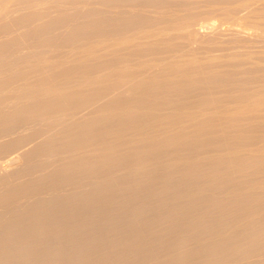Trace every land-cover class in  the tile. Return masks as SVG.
<instances>
[{"label":"rangeland","instance_id":"rangeland-1","mask_svg":"<svg viewBox=\"0 0 264 264\" xmlns=\"http://www.w3.org/2000/svg\"><path fill=\"white\" fill-rule=\"evenodd\" d=\"M24 1H26V3L28 2L27 3L28 6L26 5V3H24ZM45 1L46 0H44V1L43 0H11V1L10 0H4V1L2 0V1H0V33H1L0 38L3 39V40L0 39V64H1L0 65V110L2 108V110L0 111V136H1L0 137V143H1L0 144V193L1 192L4 193V192H6V190L7 191L10 190L13 194H15L14 190H16L17 188L12 187V186H15L14 184H16V183H17V185L22 184L21 186H23L26 189L25 190V189L21 188V186H19L20 187L19 188L16 185L19 189V190H17V192L18 191L20 192L23 190H25L27 192V190L29 191L30 189H32V187L38 186L39 183H40V185L41 184L43 185V183H41V181H43V182L46 181L44 184V187L40 186L41 188L38 190L36 189V191L34 190L35 192L32 190V193L28 194L29 192H31V190L27 193L24 191L26 193V196L25 197L21 196L22 199L19 197L18 198L19 200L17 198H15L16 196L14 197V195L12 193L6 192L5 195L1 193L0 194V203H1V200L3 201V198H4L5 199L4 201H6L5 203L7 204V207H6V204L4 205V203L2 202L3 203L2 205H4L5 207L3 206L1 208V204H0V208H1L0 214L5 213V209L9 212L10 211L14 212L17 209H20L22 206H24V204L28 203V201L32 200L33 198L34 199L39 198L37 201L42 200L41 202L39 201V203L44 202L43 199L45 198L44 200H46V197H47V200H48V198L51 200L52 198H54L56 196H60L61 194L64 195L66 193L65 191H67V190L71 191L72 188H73V190L75 189V190H78L80 192H83V194H84V192L88 193L90 187L84 186L86 184V182L84 183V181H83L84 184L82 185V182L80 180H82V179L84 180V178L86 177L87 181H89V183L87 182V186L88 185L91 186L94 182L97 184V181H92V180L95 177L94 175L97 174V172H100L99 170H103L102 166L100 168V165L106 166V164H107V167H108V163L105 162V160H108L106 158L108 156L110 161L108 160L107 162H109L110 165H109V169L107 167L106 168L108 170H111L110 172H112V173L110 174V172L108 171L109 175L106 173V176H108L107 177L108 179L106 178V176L104 178L103 177L104 173L107 172L106 171L107 169L105 168L104 173H101V175H99L100 173L97 174L99 176L98 182L103 184V187H101L102 185L99 184L101 188L107 187L106 185H108V183H105L106 184L105 185L106 187H105L104 182L103 183L100 182V181H105L106 179H107L106 180L107 182L109 180V184H110V185H108L109 187L114 186V187L110 188V189L115 190L114 193H113L114 190L110 191L109 188L107 187L108 191L112 192L110 194H112L114 196V197H110V198H113V201L110 200L113 203V205L109 202L110 204H108V206L112 205L114 207V208L113 207L111 208V206H110V208H111L110 210L115 209V211H113L114 213L112 212V214H111L110 210L108 212H110V214L113 215V217L111 216L112 217L111 219H113V218L117 219L120 217L118 219L119 221L116 220L117 224L114 223V225H118V223H122V222H120L121 218H122V221L123 220L125 221V219L126 220L129 219V216L126 215V214H129V212L125 213V211H127V209H128L127 208L125 210V207H127L128 205H126L125 200H123V199H125V196L128 193V191H131V193L133 191V194L138 193L137 195L139 196L140 194L143 195L144 191L146 192L147 190L151 189V188H149L150 185L157 184V185H155V186H158L157 192H158V190H159V192H161L160 189H162L164 192H166V193H164L162 191V193H164L163 199L166 200L167 197L168 198L170 197L169 195H167V193H169V189L164 188V187H166L165 183H167V181H163L165 179V177L163 178L162 176H166L167 174H169V173H167L169 170L171 172L174 171L175 173L177 170L175 171L172 168L178 169V171H180V173L184 170H188V173H186V174H188L187 175L188 177H192V176L196 177L195 175L200 176V171L204 169V172L203 173L201 172V173L205 176V177L203 176L204 179L202 178L203 181L206 178L208 179V180L207 179L205 180V183L207 182L208 184H210V183L212 184V183H214V181L220 180L219 178H221V180L225 179V181L228 180L227 183L225 182L227 184L226 186H224L225 188H219L220 191L217 189L218 191H215L212 194L210 193L214 198H209V201L206 199L199 198V199H201L200 201L202 203L203 202H205V203L206 202H208V203L212 202L211 203L212 204L211 209L209 211H208V209H207V211H203L199 216H196V218L194 217L195 219H193V220H191L192 217L191 218L189 217L190 219L187 218L188 223L184 222V220L187 221L185 217H183V216L181 217V215H180L178 217L180 220H178L176 217V219H175L176 223L174 222V224H180L181 220L183 221L182 223H184V224L185 223L189 224V222H190V225H191V221L194 222V223H192V227L186 224L187 228L185 230H189V232L186 231L187 233H184V234H183V232L185 231L184 229L183 230L182 229L176 230V229L180 228L179 226H181V225H178V226L175 225L176 228L174 227V230H175L174 231L173 227H172L173 225L170 226L168 223V225L165 226L167 223L165 224L164 221L159 222V223L154 222L151 224L150 227L152 228V230L156 228V230H160L162 233V230L160 229V227H162L163 224H165V225H163V228H162L164 231L167 230V229H164V227L168 228L170 226V229L168 228L167 231L169 233H171L172 231L170 232L169 230L172 229L174 232H172L170 234L169 238L172 237V239H173V237L175 235L172 244L177 245L175 247H177V248L180 247L179 249H182V246L178 247V244H176V243L180 242L179 244H182L183 246L185 245L183 247V249L187 250V249H190L189 247L196 249L194 244L196 243L195 245H198L197 244L198 242H199V246L202 247V245H200L201 244V234L204 231H202V233L200 231L201 234L199 232H197V235L195 234L198 237L200 236L199 239L197 237L198 241L196 240L197 241L196 242L194 239V238H196V236H191L192 234L194 235V233H195L194 230L196 228V226L193 227V225L196 224L197 226H200L202 224H205V225L209 224V225H212V227H215L216 225L221 226L218 228L221 229V232L224 235H222V233H221V235H218V234H220V233H218L217 234L218 236H217L216 235L217 231H216L215 236L216 237H219V236L222 237V236L227 235L225 238H227L228 241L230 240L231 241L230 243L233 245H231L230 243H226L227 242L226 239H225V241H226L225 243L227 245L225 243H223L222 242L224 240L223 237H222L223 240L221 239V242H220L221 237L219 239L216 238L214 240L213 238H215V236L211 238V236H213L214 234L213 235L208 234L210 237L208 235L205 237L202 236V239L203 238L206 239L205 244H203V246H205L204 248L207 249V250L206 249L205 250L203 249V250L207 252L205 254L208 255L207 257L209 259L206 256H203V257L207 258L206 260H208V261L210 260V263H208V264H211V263L215 264V262H216V264H217V262H218V264H264V235H263L264 234V226H262V223L264 224V218H263L264 217V215H263L264 214V94H263L264 93L263 92L264 91V54H261V53H264V0H161V1H159V0H147V1L146 0H143V1L142 0L141 1L140 0H94V1H92V0H88V1L87 0H83V1L82 0H75V1L74 0H66V2H65V0H47L46 2ZM84 1H85V3H83ZM255 1H256V3H255ZM35 2H39V3H35ZM49 2L51 4H49ZM91 2H93V3H91ZM70 4L71 5L73 4L72 6H73V8L75 6V8L72 9V6ZM3 5H4V7H3ZM124 5L126 6V8H128V7L129 8L126 9ZM139 5H141V6H139ZM147 5H150V6H147ZM40 6H42V7H40ZM46 6L49 8H47ZM45 8H46V10H45ZM94 8L97 9L98 13ZM99 8H102V9L100 10ZM27 9H28V12H26ZM50 9H52V11ZM113 9H114V11H113ZM64 10H66V12H64ZM139 10H140V12H139ZM143 10H145V11H143ZM41 11H42V13H41ZM47 11H49V12H47ZM132 11H134V12H132ZM51 12L52 13L54 12V14H52ZM94 12H96V13L93 14ZM34 13L36 16L34 15ZM38 13H40V14H38ZM29 14L31 15V17H29ZM97 14H99V15H97ZM26 15L28 16V18H26L27 17ZM74 15H75V17H74ZM143 15H145V16H143ZM150 15H151L152 19H150ZM13 16H14V18H13ZM42 16L45 18H43ZM129 16H131V17H129ZM134 16H135V18H133V19L136 21H134L132 19V17H134ZM147 16H149L148 19H147ZM50 17H51V19H50ZM119 18L120 19L122 18V19L120 20ZM125 18L127 20L128 19L129 20L126 21ZM130 18H131V20H130ZM3 19L5 20V22ZM34 19H36V20H34ZM59 19L62 21L60 22ZM258 19H260V20H258ZM261 19H262V21H261ZM26 21H28V22H26ZM49 21L53 22L54 26ZM64 21H65V23H63V24H69L70 23L71 25L70 24L69 25L71 27L69 25H68L69 27H66L67 25L64 26L63 24H61ZM137 21H138V23H137ZM145 21H146V23H145ZM261 22H262V24H261ZM30 23H33V24H30ZM48 23H50L49 28L51 30L48 28V25H47ZM114 23H115V25H114ZM57 24L61 27H59ZM44 25H45V27L47 25V27L45 28ZM132 25H134V26H132ZM52 27H53V29H52ZM36 28H37V30H36ZM54 28H56L57 30ZM44 29L48 30V31L50 30L49 34L46 33V31ZM61 29H63L64 31ZM1 30H2V32H1ZM42 30H44V31H42ZM33 32H35V36H33L34 35ZM42 32H43V34H42ZM30 33L32 34V38H31ZM37 33L43 39H41V37L38 38L39 35L36 36ZM52 33L55 34L56 36L53 35ZM10 35H11V37H10ZM26 35L27 36L29 35L30 37L28 36V38H30V39H28ZM42 35L43 36L46 35V37H43ZM50 35H52L53 40H52ZM61 35H63V37ZM98 36H100V37H98ZM5 37H7V38H5ZM49 39H51V41ZM29 40H31V41L28 42ZM32 40H34V41L32 42ZM35 40L39 41V43L45 42V44L44 45L38 44V43H36L37 41H35ZM125 40L127 43L125 42ZM107 41H109L110 43H108ZM32 43L33 44L36 43V44H34L35 46ZM30 44L34 47H32ZM46 44H48L47 46H49L48 50L46 49L47 48L45 46ZM102 44H103V47L101 46ZM37 45H38V47L35 48ZM51 47H52V49H51ZM67 47H68V49H66ZM85 47H87V49H88L87 51H86ZM70 48H72V49H70ZM36 49H38V50L41 49V50L38 51ZM91 49H93V50H91ZM130 49H131V51H130ZM58 51H59V53H58ZM55 52H57L59 57ZM2 53H3V55H1ZM50 54H53V55H50ZM60 54H62V55H60ZM51 56H53V57H51ZM50 59H51V61H50ZM34 60L38 65L37 64L33 65V63H35ZM41 60H43V61H41ZM162 60H164V61H162ZM239 60H240V62H239ZM3 61H4V64H3ZM159 61H161V62L159 63ZM7 62H10L11 64L7 63ZM43 63H45L46 65ZM49 64H51V65H49ZM48 65L50 67H48ZM58 65H59V67H58ZM18 66H20L21 68ZM34 66H35V68H34ZM46 66H47V68H45ZM99 66H101V68ZM55 67H57V68H55ZM83 67H84V69H83ZM73 68H74V70H73ZM77 68L80 70V72ZM142 68H144V69H142ZM17 69H19V70H17ZM48 69H50V70H48ZM97 69H98V71H97ZM166 70H167V72H166ZM59 71H63L64 75L61 74L62 72H59ZM73 71H74V74H73ZM81 71H83V73ZM5 72H6V75L4 74ZM52 72L54 75L52 74ZM66 72L68 75L66 74ZM152 72H154V73H152ZM37 73L39 75H37ZM70 73H72V74H70ZM78 73H80V74H78ZM59 74H61V75H59ZM48 75H50L49 79H47ZM55 75L57 77H55ZM98 75H99V77H98ZM10 76H12V77H10ZM69 77H71V78H69ZM39 79H40V82H39ZM93 80H95V81H93ZM96 80H97V82H96ZM77 81L79 82V84H77L78 83ZM96 83H98V84H96ZM40 84H42V85H40ZM66 84H67V86H66ZM72 84H74V85L72 86ZM47 86H48V88H47ZM37 89L39 91H37ZM51 90H52V94H51ZM41 91H43L44 93ZM84 91H86V92H84ZM18 92H19V94H18ZM89 92H91V93H89ZM21 93H22V95H21ZM28 93H30V94H28ZM46 93H48V94H46ZM38 95H39V97H38ZM257 95H258V97H257ZM1 96H3V97H1ZM261 96H262V98H261ZM81 97H82V99H81ZM56 99H59V100H56ZM88 99L90 101H88ZM246 99L249 101H246ZM18 100L20 101V103L17 102ZM83 100H85V102ZM81 101H83L84 104ZM26 102H28V103H26ZM73 102L75 103L74 107H76V109H74L73 105H71V103H73ZM9 103H10V105H9ZM56 103H58V104H56ZM64 103H65V105H64ZM80 103H81V105H79ZM53 104H55V105H53ZM28 105H30V106H28ZM50 105H51V107H50ZM62 105H64V106H62ZM88 105L90 107H88ZM225 105H226V107H225ZM228 105H231V106L233 105L232 106L233 108L231 106H228ZM26 106H28V107H26ZM56 106H58V107L56 108ZM106 106H108V107H106ZM33 107H34V109H33ZM61 107H63V108L65 107L66 109L65 108L63 109ZM94 107L96 110L94 109ZM183 107H185L186 111L183 109ZM201 107L203 110H205L204 112H206V114L205 113H201V114L199 113L200 111H203V110H201ZM228 107H230V108H228ZM87 108H89V109H87ZM38 109L41 111V115H39L40 111ZM61 109H62V111H61ZM68 109H70V110H68ZM72 109H73V111H72ZM190 109H193L194 111L196 110V112H194ZM250 109H253V110H250ZM25 110L27 111L26 113H25ZM183 110H184V112H187L188 114L184 113ZM217 110H218V112H217ZM219 110H222L221 113H219ZM226 110H228V111L226 112ZM20 111L24 112V115L25 114L26 115L24 116L23 113L21 114ZM32 111L35 112V115L37 112V115L35 116L34 113H32ZM158 111L159 112L162 111L163 114L161 112H160L161 114H159ZM178 111L182 112L183 114H186V115H184L185 119L182 116L183 114L180 112L179 113L182 114L181 115L182 117L179 119L180 115L178 114ZM190 111H192V112L189 115ZM174 112L175 113L177 112V113L175 114ZM72 113L74 114V116ZM42 114H44V115H42ZM61 114H62V116L64 115L65 117H62ZM202 114H203V116H201ZM221 114L223 115V117ZM38 115H39V117L41 116V119L38 118ZM68 115H71V116H69L70 117L69 119L67 118ZM165 115H167V116L169 115V116L167 117ZM173 115H175L176 117L178 116V117L174 118ZM15 116H18V117H15ZM50 116L52 119L50 118ZM54 116L55 117L59 116V117H57L59 119L56 120V118ZM87 116H89V117H87ZM189 116H192V117L194 116L195 118L194 117L192 118ZM197 116H199V117H197ZM233 116L234 117L236 116V117L234 118ZM5 117H6V119H5ZM36 117L38 118L37 120H36ZM98 117H100V118H98ZM108 117H110L109 118L110 120L108 119ZM157 117H159V118L157 119ZM219 117H220V119H219ZM249 117H251L252 119ZM3 118H4V120H3ZM53 118H55L56 123L53 120ZM60 118H62V119H60ZM178 119L180 121H181V119H182V121L183 120L184 121L183 122L181 121L182 122L181 123ZM60 120L61 121L63 120L62 123ZM64 120L65 121L67 120L66 122L68 123V125H66L67 123ZM176 120L178 122H180L181 124H183L182 125L183 127L180 125L178 126L179 123L176 125V123H177ZM36 121H38V122H36ZM81 121H82V123H81ZM216 121H217V123H215ZM230 121H232V122H230ZM64 122L66 124H64ZM173 122H176L175 125L172 124ZM208 122H210V123H208ZM224 122H225V124H224ZM59 123H61V124H59ZM71 123H73V124H71ZM83 123L84 124L86 123V124L84 125ZM90 123L92 125L95 124V126H92V127L97 128V130H95L96 132L94 131V133L97 135H92L94 128L91 127ZM6 124H8V125H6ZM81 124L84 126H82ZM88 124H89L88 127H90V128L86 129L85 126H87ZM97 125H98V127H97ZM40 126H41V129H40ZM69 126H70V129L74 126L76 128V126H77V129H79V130H77V129L76 130L79 132V134H77V135H75L74 133L72 134L73 129H71V131H70L68 129ZM107 126L110 127L109 128L110 131L107 128ZM52 127H54L55 129ZM83 127H85V128H83ZM128 127H129V129H128ZM37 128H39V130H37ZM64 128L67 130H64ZM80 128H81V130H83V129H85V131L87 130L86 132H88V130L91 131V128H92V132H90L92 134L89 133L91 136L89 137L88 136L89 134L86 132H83V135H82V133L80 132ZM105 128L107 129V132H103V133L104 134L106 133V135H105L106 138L103 139L104 134L100 133V131H106ZM135 128L136 129L138 128L137 130L139 131V133H137L138 131L135 130ZM220 128L221 129L223 128V129L221 130ZM22 129H23V131H22ZM111 129H112V131H111ZM19 130H21V131H19ZM58 130L59 131L64 130L61 132V137L62 136L65 137V138H63V140L64 139L70 140L69 147L70 146L72 147V144H73V147H72L73 150L70 149L72 152L74 150L77 151V148L81 147L82 148L81 150H83L84 152L88 151L87 153L86 152L85 153H86V155L90 154V156L87 155V156H84V158L81 157V159H82L81 160L79 157L81 155L78 154V153H81V154L84 153L83 151H82L83 153L78 152L81 150H78L77 151L78 153L75 152V154H78V157H79L78 160L75 159V158H77V157H75L76 156L75 154L73 156L75 158L69 156V155H72V152L69 149H67L68 142L66 143L64 141L66 143V145H63L65 143L61 139L57 138L58 136H56V135L60 134V132H57ZM76 130L74 129L75 132H76ZM67 131L69 132V135H72L73 137L74 136L77 137L75 139V141H74L75 137L74 138L72 136L69 137V135H67V137L65 136L68 133ZM140 131H142L141 134H140ZM20 132L22 135L20 134ZM41 132L43 133V135ZM78 132H76V133H78ZM115 132H116V134H115ZM80 133L82 136L80 135ZM84 133H85V136H87V137L84 136ZM129 133L132 134L133 136L130 137ZM45 134H47V136L44 137ZM86 134H88V135H86ZM54 135L56 136L55 138H54ZM107 135L109 136V138ZM83 136L85 138L89 137L90 139H93V137H94V139L92 140V143H91L92 146H90V145L89 146L91 147V149H92V147H93V149H95V147L100 145L101 148L99 147L100 149L95 150V153L97 151L98 155L93 153V152H92V154H93L92 155L89 152V151H91L90 147H88V148H87V146L85 147L86 144L88 145L87 142H89V141L91 142V140H88L87 142H86V140H84L83 142L86 144L81 143L80 145H78L80 142H82V139H84ZM98 136H102L103 138L98 137ZM126 136H128V137H126ZM51 137H53L52 140H50V141L48 140V141L49 142L53 141V142H52V144H49L47 139L48 138L51 139ZM79 137L80 138L83 137L80 142H79V140H80ZM45 138H47V139H45ZM59 140H61V141H59ZM98 140H99V142H98ZM71 141L77 142V144L73 143ZM128 141L130 142L131 145L129 144ZM61 142H62V145H60ZM90 142H89V144H90ZM147 143H148V146H150V147H148L146 145V147L148 148V151L152 147L154 153L151 152L152 149L150 150L151 153L150 152L147 153V152H145V150L147 149L146 147L145 148L143 147L145 150L143 148H141L143 145H145ZM225 143H227V144H225ZM58 144H59V146H62V147H59ZM94 144L95 145L99 144V145L95 146ZM122 144H124V145H122ZM27 145H29V146H27ZM134 145H137V146L142 145L139 148L144 150L145 156L149 158V163H147V161H146L148 158L145 157L146 160L143 159L144 154L140 155V153H144V152L140 150V153H139V151L137 150V146H134ZM224 145L225 146L227 145L226 148ZM63 146H66L65 151L66 152L70 151L71 154L68 153L69 155L66 156L67 153L65 154ZM117 146H118V148H117ZM93 149H92V151H94ZM25 150L26 151L28 150V152H26ZM98 150L101 152L99 153ZM222 150L225 151V153ZM8 152H9V154H8ZM135 152H137V154L139 153L138 155H140L141 157L143 156L141 158V160H140V158L137 159L138 155H137V157H135L136 159L134 158V155L133 156L131 155L132 153L136 154ZM146 153L148 154V156L146 155ZM155 153H156V156H155L156 159L153 156V154L155 155ZM168 153H170V154H168ZM103 154H106L107 156L103 155ZM31 155H33V156L31 157ZM91 155L94 156L95 160L96 159H98L97 161L100 160V163H97V161H96L97 165L100 164L99 165L100 169L96 170V169H98L96 167V169H94V173H93L94 175H91L90 173H92L93 171L92 172L90 171V173H89L90 177H89V175H87L88 173H86V175L84 173V175L81 174L82 179H80V173H79V175L78 174L76 175V177L77 176H79V177L75 178V180H73V181H69V179L67 181L62 180V181H66L67 184H65V182L64 183L62 182L65 186L63 185L62 187H60V190H63V191H60L59 186L62 185V183L60 181V185L56 188L57 189V191H56V189L53 187L55 182L53 181L52 178H50L51 176H53V175H51L52 173H45V171L47 170L49 172L50 170H54L53 171V174H54L57 171L55 168V166L57 164L61 165L63 162L65 165L66 162L71 163L72 159H73V162H74V160L77 162L79 160H81L80 161V163H81L82 161L84 162V160L87 159V157H91ZM159 155H161L160 156L161 158L160 157L158 158ZM101 156H104L105 159H104V157L102 158ZM110 156L113 159V161L111 160ZM126 156H130V159L125 158ZM64 157L67 160H64ZM100 157H101V159H99ZM132 157L134 158L133 159L134 161L133 160L131 161ZM16 158L18 160H16ZM22 159H23V161H22ZM88 159L92 160V158H88ZM125 159L127 162H125ZM128 159L131 162V164L128 161ZM91 160H89V161L91 162ZM138 160H140V161L143 160L144 163L146 162V166L144 164H141V163H143V161L140 163V162H137ZM169 160H171V161H169ZM103 161L105 162L104 164H103ZM30 162L32 163L33 166H31ZM77 162H75V163H77ZM93 162H91V163H93ZM128 162H129V165H128ZM34 163H35L36 167H35ZM54 163H55V165H54ZM67 163H66V165H67ZM122 163L127 164L129 167L124 165V164L122 165ZM161 163H163V164H161ZM191 163H192V165H191ZM197 163L198 164L200 163L199 166ZM71 164H73V163H71ZM71 164H68V165H71ZM78 164H79V162H78ZM115 164H116V166H114ZM225 164H226V166H225ZM40 165L42 166V168H40V169L37 168V166L40 167ZM68 165H67V167L65 166V168L62 166L64 169H61L62 167L58 166V165L56 167H59L61 169V171H64L65 169L67 170ZM92 165H95V164L93 163ZM111 165H112V168H110ZM4 166H5V168H4ZM52 166H54V167L52 168ZM157 166L160 169L163 168V170H164V172L161 171L162 173H159L160 172L159 168L157 170V172L160 175L163 174V175H161V178H163V179L158 177L159 174H157L156 172H153L156 168L153 171L152 170L151 171H152V173H154V175L157 174V177L160 179H156V176L154 178L152 173H150V170H149V172H147L149 167H150L149 169H152V168L157 167ZM185 166L186 167L190 166V167L186 168ZM121 167H123V168H121ZM141 167H143V168H141ZM145 167H147V170H144V169H146ZM164 167L168 168V169H164ZM198 167H200L201 169ZM59 168H58V170H59ZM77 168L80 169L79 167H77ZM128 168L130 170L132 168L130 173H129ZM210 168H212V169L214 168L215 170L214 169L212 170ZM217 168H220V169H217ZM85 169H87V168H85ZM127 169H128V172H127L128 174H126ZM77 170H75V171H77ZM10 171H12V172H10ZM38 171H39V173H38ZM20 172H21V174H20ZM26 172H28V173H26ZM78 172H79V170H78ZM101 172H103V171H101ZM144 172H147V173H144ZM219 172H221V173H219ZM18 173L20 176L19 175L17 176ZM40 173H42V175L46 174L47 176H45V177L47 179H49V181H47L44 176H42V178L43 179L45 178V180H43L40 176L41 180L38 179V180H40V181H38L36 178H37V176L39 178ZM183 173L185 174V172H183ZM183 173H181V174H183ZM229 173H230V175H229ZM72 174H73V172H72ZM125 174L127 175L126 178H129V180L131 181L130 183L127 182V184H126V181H128V179H126V181L124 183H123V181L121 182L122 179H125L124 178ZM216 174H218V175H216ZM235 174H236V176H235ZM21 175H23L24 177ZM49 175H50V177L48 178ZM115 175H116V177H115ZM121 175H123V176L120 177ZM30 176L32 177V179L35 177L32 182H34V184H35V182L38 181L37 182L38 184L37 183H36V185L32 184L31 183L32 179L30 178ZM91 176H94L93 179L91 178ZM147 176L148 177L151 176V177L148 178ZM170 176H172V175H170ZM12 177H13V179H12ZM18 177H19V180H18ZM25 177H27V178H25ZM109 177H111V178H109ZM166 177H168V176H166ZM236 177L237 178L239 177V178L235 179ZM241 177H242V181H241ZM261 177H262L263 181H262ZM10 178L12 179V181ZM16 178H17V180H16ZM86 178H85V180H86ZM88 178H90L92 180H90V179L88 180ZM24 179H27V180H24ZM50 179H52V180H50ZM29 180H30V182H29ZM35 180H37V181H35ZM76 180H79L81 183H79V181L76 182ZM160 180L163 181L164 183L160 182ZM230 180H236V181H238V182L240 181L242 183L237 182L239 184L238 185L237 183L234 184V182H236V181H231L233 184L232 183L229 184ZM9 181H11V182H9ZM110 181H111V183H110ZM47 182H48V184L46 185ZM68 182H70L71 186L68 185ZM90 182H93V183L90 184ZM119 182L121 184H119V186L116 185ZM254 182H255V184H254ZM23 183H24V185H23ZM49 183L53 184V185H51L52 190L46 189L47 186L49 185ZM95 183H94V187H92L93 185L91 186L93 189L98 188L97 187L98 184L96 185ZM128 183L130 184V186L134 185V186H132V190H128V188L130 187V186L128 187ZM26 184L28 186H30V189L29 188L27 189L28 186ZM75 184H76V186H78V187H76L77 189L74 188ZM78 184L84 186L85 189L83 187H79L80 185H78ZM162 184H165V186L163 187ZM219 184H221V183H219ZM258 184H260V185H258ZM73 185H74V187H73ZM95 185H96V187H95ZM125 185H127L128 188ZM230 185H232L233 187L235 186L234 188L231 187L232 188L231 191H230V189H228V188H230L229 187ZM257 185L259 187H257ZM120 186L123 188H121ZM155 186H153L152 188H154ZM217 186L223 187V185L222 186L217 185ZM253 187H255L256 189L254 188V190H253L252 189ZM11 188H13L14 190L12 189L13 190L12 191ZM42 188H44L45 190ZM61 188H63V189H61ZM87 188H88V192L84 191ZM92 188H91V190H92ZM146 188H147V190H146ZM235 188H237L236 191H235ZM53 189H55V190H53ZM118 189L120 191H124V192H120ZM129 189H131V188H129ZM155 189H156V187H155ZM73 190L71 191L72 193L70 191H68V192L71 193L72 195H74L73 192H76V191H73ZM101 190H105V189H101ZM261 190L263 193L261 192ZM52 191L54 193L56 192L57 195L56 194L52 195V193H51ZM105 191L107 192V189ZM125 191H127L126 194H125ZM252 191L254 194L252 193ZM256 191L258 193H256ZM227 192H229L230 195H233L235 193L236 194L233 195V197H230ZM42 193H43V195H42ZM46 193H47V195H46ZM58 193L59 194L61 193V194L59 195ZM69 193L68 194L66 193V195H70ZM131 193L130 194L128 193L127 195H131ZM153 193L156 196H158L156 194V192H153ZM170 193H172V191ZM201 193H204V191ZM8 194L9 195L12 194L13 197L11 195V198H10V196ZM50 194L54 197H52ZM241 194L242 195L248 194V196H250L249 198H247V195H245V196H246V200L247 199H249V200L246 201L244 198L242 200L243 202H241L239 200V199H241L240 198L242 196ZM260 194H262V195H260ZM115 195H116V197H115ZM160 195H161V197H163L162 194H160ZM251 195H252V197H251ZM257 195H260V196H257ZM7 196H9V197H7ZM70 196H68V197H70ZM165 196H166V198H165ZM253 196H255L256 199ZM26 197H27V199H26ZM13 198H14V200H13ZM250 198H251V200H250ZM10 199H12V200H10ZM163 199H161V200H163ZM236 199L239 200V203H238L239 205H240V202L243 203V204H241L242 206L241 205L239 206L237 204V201H236V203L235 202L233 203V201H235ZM167 200H166V203H168ZM13 201H14V203L16 202L17 204H14ZM20 201H22V202H20ZM119 201L120 202L122 201V202L120 203ZM48 202H49V200H48ZM118 202H119V204H118ZM163 202H164V200L161 201L160 203L162 204ZM229 202L231 204H229ZM9 203H11V204H9ZM22 203H23V205H22ZM44 203H46V202H44ZM44 203L39 204V205H43ZM70 203H71V201L69 202V204ZM160 203L158 205L159 207L161 206ZM244 203H245V205H244ZM36 204H38V203H36ZM236 204L238 205V207ZM45 205H47V204H44L43 206H45ZM154 206L156 208L158 207L156 205H154ZM184 206L186 207V204ZM184 206H180V208L188 209L192 205L191 206L187 205L186 208H184ZM46 207H47V210H49V211H52V209H53V207H51L50 204H49V206H46ZM156 208H155V210L154 209L153 210L156 211ZM249 208L250 209L253 208V209H251L252 213L249 210ZM214 209L216 211L219 210L218 212L221 211V213H222L219 215L220 216V219H218L219 221L216 220V221H218L219 224H215V221H213V218L208 219V217H207L209 215V212L213 211ZM1 210L4 212H2ZM41 210L43 211V213L46 211L45 209L44 210L41 209ZM42 211H41V213H39V215L42 214ZM79 211L80 210H78V212ZM190 211H192L191 208H190ZM46 212H47V213H45L46 216L49 215L48 211H46ZM81 212L83 214H81ZM232 212H233V214H232ZM76 213H77V211H74L72 217H74L76 215ZM103 213H104V211H103ZM106 213H107V211L104 214L109 216V214L108 213L106 214ZM191 213L192 212H189L188 214L191 216ZM80 214H81V216L79 214H78V216L76 215L78 217V218H76V221L78 220L77 222H79L78 224H80L82 222L80 219L84 217L85 212L80 211ZM122 214H123V216H122ZM147 214H149V213H147ZM147 214L144 213V215H146V216H147ZM259 214H261V215L259 216ZM108 216H106V218ZM115 216H117V217H115ZM153 216H155V215H153V214L149 215L147 219H149V217H153ZM221 216H222V219H221ZM85 217H86V215H85ZM62 218H64V217H62ZM262 218H263V220H262ZM111 221H114V220H111ZM83 222H84V220H83ZM212 222H214V224ZM197 223H199V224H197ZM247 223L251 224V226L247 225ZM130 224H133V222H131ZM130 224H129V226H130ZM184 224H182L183 227H184ZM244 224L246 225L245 230H247V231L251 230V232L253 231V229L255 230L253 233L248 232L249 234L247 235V237H243L245 233L243 234V236L240 235L241 229H242ZM230 225L232 226V228H234V226H236L234 230H235V232L237 231V233L240 230L239 234L235 233L230 228ZM2 226L5 228L7 227L6 224H5V226L4 225H2ZM61 226H62V224H61ZM61 226L59 228L62 231ZM222 226H223V229H222ZM248 226L252 227V228L247 229ZM118 227L117 228L120 230L122 228L125 229L126 226H125V224L123 226V223H122V224L118 225ZM59 228H58V230H60ZM149 228H148V230H149ZM151 228H150V232H151ZM201 228H203V227H201ZM244 228L245 227H243V229ZM63 229H64V226H63ZM124 229L122 231H124ZM220 229L219 230L215 229V230H218L220 232ZM190 230H193L194 233H192V231H190ZM229 230H230V232H229ZM256 230H258V233L256 232ZM181 231H183V232H181ZM247 231H244V232H247ZM158 232L152 231L150 233V235H152V233H154V234L157 233L156 234L157 237H155L153 235V237L155 239L150 237L149 234L148 235L150 238H152L154 240H158L159 239L158 236H159L160 239H163V241H164V237L169 234V233L167 234L165 232V234H167V235L164 234V237H161L162 234L158 233ZM177 232H180L179 234L183 235L184 238L182 236H179V234H177ZM213 232H214V230H212V232H210V233H213ZM173 233H176V234L171 236ZM189 233H190V236L188 237ZM254 233L255 234L257 233V234L254 235ZM250 234H253V235H251L252 237H250ZM145 235H147V234H145ZM203 235H204V233H203ZM235 235H237V237ZM169 238H165V239L170 240ZM152 239H150V240L153 242L154 240H152ZM238 239H240L242 241V242L240 241V244L238 243ZM242 239H244V240H242ZM171 240L169 242H166V243H168L167 246H163L166 244V243L165 244L163 243L162 244L163 248L161 246H158L160 241H158V242L155 241L156 243L155 242L152 243V244L156 245V247H153V249L156 248L155 251H157V250L161 251L162 253H164L163 255H165V256L167 255V253H168V256L170 254V256L168 257L169 260L167 259L168 260L167 262H172V261L176 262V261H178V260H176L177 256H176V258L174 257V259L172 256L173 255L172 253L174 251L172 249L173 245L170 243ZM183 240L186 242H184ZM190 241H193V242L190 244ZM202 243H204L203 240H202ZM215 243L216 244L218 243V245L215 246L216 249L221 248V247H223V248L215 250V247H213ZM169 244L171 245L170 247H168ZM49 245H51V244H49ZM160 245H161V243H160ZM165 247L167 249H165ZM175 247H174V250L177 249ZM201 247L200 248L198 247L197 250H200ZM227 247H228V249H227ZM122 248H125V246ZM231 248H233V249H231ZM171 249L173 252L171 251ZM209 249H211L210 250L211 252L209 251ZM229 249H231V250H229ZM164 250H167L168 252H164ZM184 250L182 252L183 255H178V253L181 254V252L175 251L176 254L178 256H180V257H178V259L179 258L181 259L182 256L185 257V254H187V251H184ZM197 250H196V252H197ZM200 251H202V250H200ZM204 251H202V252H204ZM169 252H171V253H169ZM175 252H174V256L176 255ZM189 252H191V250H189L188 253ZM199 252L195 253V250H193V252H192L195 255L197 254V256H194L195 262H197L196 257H199V259L201 257L199 255ZM226 252H227V254H225ZM221 254L223 256L225 255L226 257L222 256L220 259V257H218V256ZM243 254L246 255V259L244 258L245 255H243ZM157 255H158V253L156 254V256ZM163 255L160 256V253H159L160 259H158V257L154 256V258H151V259H153V261L151 263L155 264L154 260L156 261L157 264L167 263V262H165L166 260H163L164 262L160 261L162 259H165L164 258L165 256L163 257ZM227 256L229 258H227ZM161 257H163V258L161 259ZM224 258H227V261L226 260L223 261ZM151 259L146 260L144 262L149 261L147 263V264H149ZM194 259H193V261H194ZM184 260H186V259L182 258V261H184ZM239 260H241V261H239ZM246 260H247V262H245ZM188 261H190V259ZM202 261L204 262L205 260L201 259V262ZM203 262H202V264H204ZM205 263L207 264V262H205ZM121 264H123V263H121ZM129 264H131V263H129ZM136 264H138V263H136ZM142 264H143V262H142Z\"/></svg>","mask_w":264,"mask_h":264},{"label":"bare ground","instance_id":"bare-ground-1","mask_svg":"<svg viewBox=\"0 0 264 264\" xmlns=\"http://www.w3.org/2000/svg\"><path fill=\"white\" fill-rule=\"evenodd\" d=\"M0 1H2V0H0ZM4 1V0H3ZM11 1V0H10ZM44 1V0H43ZM47 1V0H46ZM45 1V2H46ZM75 1V0H74ZM83 1V0H82ZM88 1V0H87ZM92 1H94V0H92ZM141 1V0H140ZM143 1V0H142ZM147 1V0H146ZM159 1H161V0H159ZM40 2V1H39ZM39 2H35V3H39ZM51 2V1H50ZM49 2V4H51ZM61 2V1H60ZM65 2H66V0H65ZM64 2V3H65ZM8 3V2H7ZM24 3H26V1H24ZM28 3V2H27ZM27 3H26V5H27ZM76 3V2H75ZM83 3H85V1L83 2ZM82 3V4H83ZM89 3V2H88ZM91 3H93V2H91ZM123 3V2H122ZM128 3V2H127ZM141 3V2H140ZM143 3V2H142ZM145 3V2H144ZM255 3H256V1H255ZM33 4V3H32ZM45 4V3H44ZM48 4V3H47ZM106 4V3H105ZM117 4V3H116ZM115 4V5H116ZM9 5V4H8ZM22 5V4H21ZM24 5V4H23ZM25 5V6H26ZM37 5V4H36ZM35 5V6H36ZM66 5V4H65ZM64 5V6H65ZM71 5V4H70ZM73 5V4H72ZM71 5V6H72ZM120 5V4H119ZM143 5V4H142ZM28 6V5H27ZM45 6V5H44ZM63 6V7H64ZM86 6V5H85ZM84 6V7H85ZM94 6V5H93ZM125 6V5H124ZM139 6H141V5H139ZM147 6H150V5H147ZM3 7H4V5H3ZM22 7V6H21ZM30 7V6H29ZM28 7V8H29ZM34 7V6H33ZM40 7H42V6H40ZM47 7V6H46ZM87 7V6H86ZM85 7V8H86ZM128 7V6H127ZM47 8H49V7H47ZM58 8V7H57ZM60 8V7H59ZM62 8V7H61ZM74 8H75V6H74ZM73 8V6H72V9H74ZM104 8V7H103ZM122 8V7H121ZM125 8H126V6H125ZM129 8V7H128ZM128 8H126V9H128ZM145 8V7H144ZM54 9V8H53ZM64 9V8H63ZM67 9V8H66ZM92 9V8H91ZM95 9V8H94ZM100 10L102 9V8H99ZM123 9V8H122ZM258 9V8H257ZM13 10V9H12ZM45 10H46V8H45ZM44 10V11H45ZM51 11H52V9H50ZM58 10V9H57ZM96 11H97V9H95ZM94 10V11H95ZM131 10V9H130ZM43 11V10H42ZM42 11H41V13H42ZM63 11V10H62ZM93 11V10H92ZM112 11V10H111ZM113 11H114V9H113ZM142 11V10H141ZM143 11H145V10H143ZM26 12H28V9H27V11ZM37 12V11H36ZM35 12V13H36ZM47 12H49V11H47ZM55 12V11H54ZM54 12L52 13V14H54ZM64 12H66V10H64ZM107 12V11H106ZM132 12H134V11H132ZM139 12H140V10H139ZM138 12V13H139ZM30 13V12H29ZM35 13H34V15H35ZM56 13V12H55ZM60 13V12H59ZM79 13V12H78ZM96 12H94L93 14H95ZM97 13H98V11H97ZM145 13V12H144ZM31 14V13H30ZM29 14V17H31V15ZM38 14H40V13H38ZM37 14V15H38ZM50 14V13H49ZM63 14V13H62ZM132 14V13H131ZM148 14V13H147ZM8 15V14H7ZM28 15V14H27ZM26 15V16H27ZM33 15V16H34ZM80 15V14H79ZM97 15H99V14H97ZM129 15V14H128ZM149 15V14H148ZM32 16V17H33ZM36 16V15H35ZM34 16V17H35ZM53 16V15H52ZM68 16V15H67ZM94 16V15H93ZM96 16V15H95ZM143 16H145V15H143ZM9 17V16H8ZM43 17V16H42ZM72 17V16H71ZM74 17H75V15H74ZM79 17V16H78ZM127 17V16H126ZM129 17H131V16H129ZM139 17V16H138ZM252 17V16H251ZM13 18H14V16H13ZM19 18V17H18ZM26 18H28V16L26 17ZM43 18H45V17H43ZM49 18V17H48ZM70 18V17H69ZM86 18V17H85ZM133 18H135V16L134 17H132V19ZM149 18V16H147V19ZM253 18V17H252ZM6 19V18H5ZM9 19V18H8ZM30 19V18H29ZM39 19V18H38ZM50 19H51V17H50ZM78 19V18H77ZM76 19V20H77ZM81 19V18H80ZM116 19V18H115ZM120 19V18H119ZM122 19V18H121ZM120 19V20H121ZM144 19V18H143ZM150 19H152L151 18V15H150ZM4 20V19H3ZM34 20H36V19H34ZM60 20V19H59ZM74 20V19H73ZM83 20V19H82ZM81 20V21H82ZM85 20V19H84ZM125 20L126 21H128L126 18H125ZM130 20H131V18H130ZM134 20V19H133ZM258 20H260V19H258ZM51 21V20H50ZM49 21V22H50ZM62 20H60V22H61ZM79 21V20H78ZM134 21H136V20H134ZM261 21H262V19H261ZM2 22V21H1ZM4 22H5V20H4ZM26 22H28V21H26ZM25 22V23H26ZM34 22V21H33ZM67 22V21H66ZM76 22V21H75ZM86 22V21H85ZM116 22V21H115ZM123 22V21H122ZM7 23V22H6ZM10 23V22H9ZM8 23V24H9ZM50 23H52V25H53V22H50ZM50 23H48L47 25H48V28H49V24ZM55 23V22H54ZM63 23H65V21L64 22H62L61 24H63ZM110 23V22H109ZM129 23V22H128ZM127 23V24H128ZM132 23V22H131ZM137 23H138V21H137ZM141 23V22H140ZM139 23V24H140ZM145 23H146V21H145ZM30 24H33V23H30ZM29 24V25H30ZM46 24V23H45ZM60 24V25H61ZM70 24V23H69ZM69 24H63L64 26H66V27H69L70 25ZM142 24V23H141ZM261 24H262V22H261ZM47 25H46V27H47ZM56 25V24H55ZM58 25V24H57ZM69 25V26H68ZM114 25H115V23H114ZM113 25V26H114ZM54 26V25H53ZM59 26V25H58ZM57 26V27H58ZM130 26V25H129ZM132 26H134V25H132ZM32 27V26H31ZM44 27H45V25H44ZM43 27V28H44ZM45 27V28H46ZM59 27H61V26H59ZM71 27V26H70ZM89 27V26H88ZM102 27V26H101ZM100 27V28H101ZM33 28V27H32ZM64 28V27H63ZM115 28V27H114ZM131 28V27H130ZM133 28V27H132ZM30 29V28H29ZM50 29V28H49ZM52 29H53V27H52ZM54 29H56V28H54ZM69 29V28H68ZM118 29V28H117ZM128 29V28H127ZM36 30H37V28H36ZM45 30V29H44ZM44 30H42V31H44ZM51 30V29H50ZM49 30V31H50ZM57 30V29H56ZM61 30H63V29H61ZM67 30V29H66ZM65 30V31H66ZM70 30V29H69ZM68 30V31H69ZM129 30V29H128ZM135 30V29H134ZM133 30V31H134ZM28 31V30H27ZM33 31V30H32ZM46 31V33H48L49 34V31L48 30H45ZM53 31V30H52ZM51 31V32H52ZM64 31V30H63ZM112 31V30H111ZM117 31V30H116ZM119 31V30H118ZM1 32H2V30H1ZM38 32V31H37ZM131 32V31H130ZM34 33V35L33 36H35V32H33ZM62 33V32H61ZM67 33V32H66ZM70 33V32H69ZM128 33V32H127ZM134 33V32H133ZM1 34V33H0ZM11 34V33H10ZM28 34V33H27ZM42 34H43V32H42ZM47 34V35H48ZM51 34V33H50ZM53 34V33H52ZM63 34V33H62ZM82 34V33H81ZM25 35V34H24ZM30 35H31V38H32V34L30 33ZM37 35H39L38 33L36 34V36ZM53 35H55V34H53ZM64 35V34H63ZM63 35H61L62 37H63ZM77 35V34H76ZM27 36V35H26ZM29 36V35H28ZM28 36H27V38H28ZM43 36V35H42ZM51 36V38H52V35H50ZM56 36V35H55ZM60 36V37H61ZM0 37H1V35H0ZM10 37H11V35H10ZM30 37V36H29ZM39 37H41L40 35L38 36V38ZM43 37H46V35L45 36H43ZM48 37V36H47ZM80 37V36H79ZM98 37H100V36H98ZM5 38H7V37H5ZM50 38V37H49ZM57 38V37H56ZM55 38V39H56ZM0 39H2V38H0ZM14 39V38H13ZM28 39H30V38H28ZM37 39V38H36ZM41 39H43L42 37H41ZM40 39V40H41ZM91 39V38H90ZM132 39V38H131ZM3 40V39H2ZM26 40V39H25ZM50 41H51V39H49ZM52 40H53V38H52ZM64 40V39H63ZM81 40V39H80ZM92 40V39H91ZM104 40V39H103ZM31 40H29L28 42H30ZM34 40H32V42H33ZM35 41H37V40H35ZM65 41V40H64ZM63 41V42H64ZM90 41V40H89ZM27 42V41H26ZM66 42V41H65ZM102 42V41H101ZM105 42V41H104ZM108 43H110L109 41H107ZM125 42H126V40H125ZM3 43V42H2ZM14 43V42H13ZM36 43H38V44H42V45H44L45 44V42L44 43H39V41H37ZM36 43H34V44H36ZM114 43V42H113ZM127 43V42H126ZM28 44V43H27ZM33 44V43H32ZM33 44V45H34ZM57 44V43H56ZM61 44V43H60ZM63 44V43H62ZM66 44V43H65ZM112 44V43H111ZM31 45V44H30ZM29 45V46H30ZM48 44H46L45 46L47 47L46 49L48 50V48H49V46H47ZM32 46V45H31ZM35 46V45H34ZM34 46H32V47H34ZM58 46V45H57ZM68 46V45H67ZM102 47H103V44L101 45ZM128 46V45H127ZM38 47V45L35 47V48H37ZM40 47V46H39ZM105 47V46H104ZM25 48V47H24ZM86 48V51L88 50L87 49V47H85ZM44 49V48H43ZM42 49V50H43ZM51 49H52V47H51ZM57 49V48H56ZM64 49V48H63ZM66 49H68V47L66 48ZM70 49H72V48H70ZM35 50V49H34ZM36 50H38V49H36ZM39 50H41V49H39ZM38 50V51H39ZM45 50V49H44ZM43 50V51H44ZM65 50V49H64ZM91 50H93V49H91ZM25 51V50H24ZM32 51V50H31ZM50 51V50H49ZM55 51V50H54ZM53 51V52H54ZM68 51V50H67ZM112 51V50H111ZM130 51H131V49H130ZM30 52V51H29ZM34 52V51H33ZM32 52V53H33ZM47 52V51H46ZM52 52V53H53ZM109 52V51H108ZM27 53V52H26ZM31 53V52H30ZM38 53V52H37ZM56 54H57V52H55ZM58 53H59V51H58ZM54 54V53H53ZM53 54H50V55H53ZM55 54V55H56ZM261 54H264V53H261ZM1 55H3V53L1 54ZM58 55V54H57ZM60 55H62V54H60ZM40 56V55H39ZM38 56V57H39ZM43 56V55H42ZM46 56V55H45ZM35 57V56H34ZM50 57V56H49ZM48 57V58H49ZM51 57H53V56H51ZM58 57H59V55H58ZM61 57V56H60ZM28 58V57H27ZM40 58V57H39ZM43 58V57H42ZM55 58V57H54ZM53 58V59H54ZM45 59V58H44ZM43 59V60H44ZM43 60H41V61H43ZM47 60V59H46ZM61 60V59H60ZM139 60V59H138ZM253 60V59H252ZM251 60V61H252ZM2 61V60H1ZM50 61H51V59H50ZM57 61V60H56ZM162 61H164V60H162ZM21 62V61H20ZM33 62V61H32ZM34 62H35V60H34ZM40 62V61H39ZM38 62V63H39ZM53 62V61H52ZM62 62V61H61ZM79 62V61H78ZM161 61H159V63H160ZM239 62H240V60H239ZM7 63H10V62H7ZM54 63V62H53ZM52 63V64H53ZM63 63V62H62ZM128 63V62H127ZM157 63V62H156ZM3 64H4V61H3ZM11 64V63H10ZM34 64H37L36 62L35 63H33V65ZM43 64H45V63H43ZM60 64V63H59ZM170 64V63H169ZM1 65V64H0ZM14 65V64H13ZM24 65V64H23ZM38 65V64H37ZM46 65V64H45ZM49 65H51V64H49ZM48 65V67H50ZM62 65V64H61ZM60 65V66H61ZM80 65V64H79ZM128 65V64H127ZM172 65V64H171ZM174 65V64H173ZM22 66V65H21ZM41 66V65H40ZM43 66V65H42ZM53 66V65H52ZM56 66V65H55ZM104 66V65H103ZM18 67H20V66H18ZM38 67V66H37ZM44 67V66H43ZM58 67H59V65H58ZM66 67V66H65ZM64 67V68H65ZM75 67V66H74ZM100 68H101V66H99ZM98 67V68H99ZM164 67V66H163ZM21 68V67H20ZM34 68H35V66H34ZM45 68H47V66L45 67ZM55 68H57V67H55ZM63 68V69H64ZM43 69V68H42ZM59 69V68H58ZM57 69V70H58ZM61 69V68H60ZM76 69V68H75ZM78 69V68H77ZM83 69H84V67H83ZM82 69V70H83ZM142 69H144V68H142ZM148 69V68H147ZM2 70V69H1ZM17 70H19V69H17ZM38 70V69H37ZM48 70H50V69H48ZM71 70V69H70ZM69 70V71H70ZM73 70H74V68H73ZM79 70V69H78ZM77 70V71H78ZM7 71V70H6ZM36 71V70H35ZM68 71V72H69ZM72 71V70H71ZM90 71V70H89ZM97 71H98V69H97ZM162 71V70H161ZM4 72V71H3ZM51 72V71H50ZM58 72V71H57ZM59 72H62L61 74H63L64 72L63 71H59ZM76 72V71H75ZM79 72H80V70H79ZM82 73H83V71H81ZM166 72H167V70H166ZM40 73V72H39ZM56 73V72H55ZM152 73H154V72H152ZM2 74V73H1ZM5 75H6V72L4 73ZM19 74V73H18ZM42 74V73H41ZM50 74V73H49ZM52 74H53V72H52ZM61 74H59V75H61ZM66 74H67V72H66ZM70 74H72V73H70ZM69 74V75H70ZM73 74H74V71H73ZM78 74H80V73H78ZM146 74V73H145ZM14 75V74H13ZM17 75V74H16ZM35 75V74H34ZM37 75H39L38 73H37ZM54 75V74H53ZM64 75V74H63ZM68 75V74H67ZM263 75V74H262ZM49 76L50 75H48V78L47 79H49ZM66 76V75H65ZM78 76V75H77ZM88 76V75H87ZM90 76V75H89ZM163 76V75H162ZM172 76V75H171ZM3 77V76H2ZM10 77H12V76H10ZM39 77V76H38ZM55 77H57L56 75H55ZM59 77V76H58ZM63 77V76H62ZM72 77V76H71ZM71 77H69V78H71ZM83 77V76H82ZM81 77V78H82ZM85 77V76H84ZM98 77H99V75H98ZM127 77V76H126ZM132 77V76H131ZM5 78V77H4ZM61 78V77H60ZM66 78V77H65ZM68 78V77H67ZM86 78V77H85ZM10 79V78H9ZM23 79V78H22ZM56 79V78H55ZM99 79V78H98ZM66 80V79H65ZM70 80V79H69ZM47 81V80H46ZM79 81V80H78ZM77 81V82H78ZM93 81H95V80H93ZM2 82V81H1ZM39 82H40V79H39ZM51 82V81H50ZM76 82V83H77ZM87 82V81H86ZM96 82H97V80H96ZM66 83V82H65ZM64 83V84H65ZM68 83V82H67ZM75 83V84H76ZM90 83V82H89ZM4 84V83H3ZM62 84V83H61ZM69 84V83H68ZM77 84H79V82L77 83ZM94 84V83H93ZM96 84H98V83H96ZM19 85V84H18ZM25 85V84H24ZM40 85H42V84H40ZM74 84H72V86H73ZM89 85V84H88ZM39 86V85H38ZM66 86H67V84H66ZM77 86V85H76ZM40 87V86H39ZM69 87V86H68ZM263 87V86H262ZM43 88V87H42ZM47 88H48V86H47ZM65 88V87H64ZM67 88V87H66ZM80 88V87H79ZM63 89V88H62ZM72 89V88H71ZM81 89V88H80ZM259 89V88H258ZM47 90V89H46ZM56 90V89H55ZM54 90V91H55ZM74 90V89H73ZM28 91V90H27ZM37 91H39L38 89H37ZM63 91V90H62ZM65 91V90H64ZM91 91V90H90ZM41 92H43V91H41ZM56 92V91H55ZM54 92V93H55ZM74 92V91H73ZM84 92H86V91H84ZM259 92V91H258ZM264 92V91H263ZM33 93V92H32ZM31 93V94H32ZM44 93V92H43ZM89 93H91V92H89ZM101 93V92H100ZM248 93V92H247ZM18 94H19V92H18ZM28 94H30V93H28ZM46 94H48V93H46ZM45 94V95H46ZM51 94H52V90H51ZM63 94V93H62ZM65 94V93H64ZM70 94V93H69ZM75 94V93H74ZM104 94V93H103ZM102 94V95H103ZM264 94V93H263ZM4 95V94H3ZM11 95V94H10ZM21 95H22V93H21ZM54 95V94H53ZM77 95V94H76ZM81 95V94H80ZM85 95V94H84ZM7 96V95H6ZM5 96V97H6ZM17 96V95H16ZM42 96V95H41ZM1 97H3V96H1ZM8 97V96H7ZM32 97V96H31ZM38 97H39V95H38ZM60 97V96H59ZM58 97V98H59ZM257 97H258V95H257ZM10 98V97H9ZM8 98V99H9ZM35 98V97H34ZM42 98V97H41ZM69 98V97H68ZM86 98V97H85ZM89 98V97H88ZM97 98V97H96ZM252 98V97H251ZM255 98V97H254ZM261 98H262V96H261ZM7 99V98H6ZM15 99V98H14ZM19 99V98H18ZM37 99V98H36ZM71 99V98H70ZM79 99V98H78ZM81 99H82V97H81ZM94 99V98H93ZM107 99V98H106ZM249 99V98H248ZM5 100V99H4ZM17 100V99H16ZM54 100V99H53ZM56 100H59V99H56ZM77 100V99H76ZM75 100V101H76ZM86 100V99H85ZM85 100H83L84 102H85ZM14 101V100H13ZM26 101V100H25ZM48 101V100H47ZM70 101V100H69ZM73 101V100H72ZM83 101H81L83 104H84V102ZM88 101H90L89 99H88ZM96 101V100H95ZM246 101H249V100H247L246 99ZM2 102V101H1ZM17 102H19L20 103V101L18 100ZM43 102V101H42ZM50 102V101H49ZM26 103H28V102H26ZM46 103V102H45ZM67 103V102H66ZM22 104V103H21ZM35 104V103H34ZM56 104H58V103H56ZM74 102L73 103H71V105H73V108L74 109H76V107H74ZM9 105H10V103H9ZM40 105V104H39ZM43 105V104H42ZM49 105V104H48ZM52 105V104H51ZM51 105H50V107H51ZM53 105H55V104H53ZM64 105H65V103H64ZM64 105H62V106H64ZM79 105H81V103L79 104ZM28 106H30V105H28ZM28 106H26V107H28ZM36 106V105H35ZM60 106V105H59ZM68 106V105H67ZM78 106V105H77ZM84 106V105H83ZM95 106V105H94ZM112 106V105H111ZM228 106H231V105H228ZM233 106V105H232ZM231 106V107H232ZM238 106V105H237ZM2 107V106H1ZM58 106H56V108H57ZM88 107H90L89 105H88ZM106 107H108V106H106ZM105 107V108H106ZM110 107V106H109ZM220 107V106H219ZM225 107H226V105H225ZM30 108V107H29ZM60 108V107H59ZM61 108H63V107H61ZM65 108V107H64ZM63 108V109H64ZM72 108V107H71ZM211 108V107H210ZM228 108H230V107H228ZM233 108V107H232ZM32 109V108H31ZM33 109H34V107H33ZM40 109V108H39ZM38 109V110H39ZM66 109V108H65ZM87 109H89V108H87ZM86 109V110H87ZM91 109V108H90ZM94 109H95V107H94ZM101 109V108H100ZM107 109V108H106ZM183 109L185 110V107H183ZM195 109V108H194ZM226 109V108H225ZM1 110H2V108H1ZM0 110V111H1ZM9 110V109H8ZM29 110V109H28ZM41 110V109H40ZM39 110V111H40ZM50 110V109H49ZM58 110V109H57ZM56 110V111H57ZM68 110H70V109H68ZM96 110V109H95ZM184 110H183V112H184ZM190 110H192V111H194L193 109H190ZM201 110H203L202 109V107H201ZM223 110V109H222ZM222 110H219V113H221V111ZM250 110H253V109H250ZM30 111V110H29ZM34 111V110H33ZM32 111V113H34V115H35V112H33ZM61 111H62V109H61ZM67 111V110H66ZM72 111H73V109H72ZM98 111V110H97ZM96 111V112H97ZM186 111V110H185ZM192 111H190V113H189V115L191 114V112ZM205 110H203V111H200L199 113L201 114V113H205L206 114V112H204ZM209 111V110H208ZM228 110H226V112H227ZM9 112V111H8ZM15 112V111H14ZM21 112V111H20ZM27 111L25 110V113H26ZM58 112V111H57ZM60 112V111H59ZM64 112V111H63ZM68 112V111H67ZM86 112V111H85ZM159 112V111H158ZM157 112V113H158ZM161 113H162V111H160ZM159 112V114H161ZM164 112V111H163ZM180 111H178V114L180 115L179 116V119L183 116V118L185 119V117H184V115H186V114H183L182 112H180V113H182V114H180L179 113ZM194 112H196V110L194 111ZM214 112V111H213ZM216 112V111H215ZM217 112H218V110H217ZM2 113V112H1ZM18 113V112H17ZM23 113V115H24V112H21V114ZM30 113V112H29ZM71 113V112H70ZM175 113V112H174ZM173 113V114H174ZM177 113V112H176ZM175 113V114H176ZM184 113H187V112H184ZM198 113V114H199ZM208 113V112H207ZM229 113V112H228ZM238 113V112H237ZM7 114V113H6ZM19 114V113H18ZM73 114V113H72ZM82 114V113H81ZM163 114V113H162ZM177 114V115H178ZM188 114V113H187ZM193 114V113H192ZM204 114V115H205ZM223 114V113H222ZM221 114V115H222ZM17 115V114H16ZM26 115V114H25ZM24 115V116H25ZM32 115V114H31ZM36 115H37V112H36ZM35 115V116H36ZM39 115H41V111L39 112ZM39 115H38V118L39 119H41V116L39 117ZM42 115H44V114H42ZM182 115V116H181ZM229 115V114H228ZM5 116V115H4ZM7 116V115H6ZM21 116V115H20ZM47 116V115H46ZM49 116V115H48ZM61 116H62V114H61ZM69 116H71V115H68V119L70 118ZM73 116H74V114H73ZM165 116H167V115H165ZM169 116V115H168ZM167 116V117H168ZM174 116V118L176 117L175 115H173ZM201 116H203V114L201 115ZM3 117V116H2ZM8 117V116H7ZM15 117H18V116H15ZM55 117V116H54ZM57 117H59V116H56L55 118H56V120L57 119H59V118H57ZM62 117H65L64 115L62 116ZM87 117H89V116H87ZM92 117V116H91ZM94 117V116H93ZM97 117V116H96ZM178 117V116H177ZM176 117V118H177ZM187 117V116H186ZM189 117H192V116H189ZM188 117V118H189ZM194 117V116H193ZM192 117V118H193ZM197 117H199V116H197ZM222 117H223V115H222ZM231 117V116H230ZM234 117V116H233ZM236 117V116H235ZM234 117V118H235ZM21 118V117H20ZM34 118V117H33ZM37 117H36V120L38 119ZM43 118V117H42ZM49 118V117H48ZM50 118H51V116H50ZM55 118H53V120L55 121ZM66 118V119H67ZM73 118V117H72ZM98 118H100V117H98ZM107 118V117H106ZM110 117H108V119H109ZM113 118V117H112ZM111 118V119H112ZM159 117H157V119H158ZM182 118V119H183ZM195 118V117H194ZM249 118H251V117H249ZM5 119H6V117H5ZM12 119V118H11ZM52 119V118H51ZM60 119H62V118H60ZM64 119V118H63ZM74 119V118H73ZM84 119V118H83ZM90 119V118H89ZM93 119V118H92ZM96 119V118H95ZM165 119V118H164ZM168 119V118H167ZM178 119V120H179ZM182 119H181V121H182ZM191 119V118H190ZM189 119V120H190ZM219 119H220V117H219ZM232 119V118H231ZM252 119V118H251ZM3 120H4V118H3ZM13 120V119H12ZM17 120V119H16ZM35 120V119H34ZM85 120V119H84ZM110 120V119H109ZM163 120V119H162ZM161 120V121H162ZM166 120V119H165ZM188 120V119H187ZM217 120V119H216ZM230 120V119H229ZM228 120V121H229ZM250 120V119H249ZM15 121V120H14ZM61 121V120H60ZM63 121V120H62ZM62 121H61V123H62ZM65 121V120H64ZM67 121V120H66ZM65 121V122H66ZM70 121V120H69ZM86 121V120H85ZM97 121V120H96ZM155 121V120H154ZM172 121V120H171ZM177 121V120H176ZM180 121V120H179ZM180 121V122H181ZM184 121V120H183ZM182 121V122H183ZM223 121V120H222ZM12 122V121H11ZM36 122H38V121H36ZM58 122V121H57ZM64 122V124H66ZM91 122V121H90ZM169 122V121H168ZM180 122H178L177 121V123L176 122H173L172 124L173 125H175V123H176V125L178 124V126L180 125V126H182L183 124H181ZM211 122V121H210ZM210 122H208V123H210ZM230 122H232V121H230ZM10 123V122H9ZM55 123H56V121H55ZM61 123H59V124H61ZM81 123H82V121H81ZM88 123V122H87ZM185 123V122H184ZM215 123H217V121L215 122ZM214 123V124H215ZM238 123V122H237ZM47 124V123H46ZM52 124V123H51ZM71 124H73V123H71ZM84 124V123H83ZM86 124V123H85ZM84 124V125H85ZM91 124V123H90ZM100 124V123H99ZM111 124V123H110ZM132 124V123H131ZM135 124V123H134ZM170 124V123H169ZM224 124H225V122H224ZM6 125H8V124H6ZM36 125V124H35ZM66 125H68V123L66 124ZM82 125V124H81ZM84 125H82V126H84ZM108 125V124H107ZM126 125V124H125ZM185 125V124H184ZM223 125V124H222ZM221 125V126H222ZM43 126V125H42ZM89 126V124L87 125V126H85L86 127V129H89L90 127H88ZM92 126H95V124L94 125H92L91 124V127ZM56 127V126H55ZM67 127V126H66ZM65 127V128H66ZM85 127H83V128H85ZM88 127V128H87ZM97 127H98V125H97ZM102 127V126H101ZM183 127V126H182ZM220 127V126H219ZM237 127V126H236ZM44 128V127H43ZM47 128V127H46ZM52 128H54V127H52ZM57 128V127H56ZM64 128V130H67V129H65ZM82 128V127H81ZM81 128H80V132L82 133V135H83V132H86L85 131V129H83V130H81ZM92 128H94V127H92ZM92 128H91V131H89L88 130V132H86V133H90V132H92ZM100 128V127H99ZM107 128L109 129L110 127L109 126H107ZM147 128V127H146ZM145 128V129H146ZM208 128V127H207ZM230 128V127H229ZM40 129H41V126H40ZM55 129V128H54ZM68 129L71 131V129H73L72 131V134L74 133L75 135H77V134H79V132L77 131V130H79V129H77V126H76V128H75V126L74 127H72L71 129H70V126L68 127ZM74 129L76 130V132H78V133H76L75 131H74ZM101 129V128H100ZM99 129V130H100ZM106 129V128H105ZM128 129H129V127H128ZM138 129V128H137ZM136 128H135V130H137ZM214 129V128H213ZM221 129V128H220ZM223 129V128H222ZM221 129V130H222ZM3 130V129H2ZM37 130H39V128H37ZM60 130V129H59ZM57 131V132H60V134H55L56 136H58L57 138H59V139H61L63 142L65 141L66 143L68 142V145H67V149H71V150H73L72 149V147H73V144H72V147L70 148L69 147V145H70V140L69 139H64L63 140V138H65V137H61V132L62 131H64V130H62V131ZM95 130H97V128L95 127L94 129H93V134L92 133H90V134H92V135H97V134H95L94 133V131ZM121 130V129H120ZM127 130V129H126ZM131 130V129H130ZM129 130V131H130ZM219 130V129H218ZM18 131V130H17ZM19 131H21V130H19ZM22 131H23V129H22ZM25 131V130H24ZM27 131V130H26ZM31 131V130H30ZM44 131V130H43ZM109 131H110V129H109ZM111 131H112V129H111ZM138 131V130H137ZM136 131V132H137ZM213 131V130H212ZM45 132V131H44ZM68 132V131H67ZM96 132V131H95ZM103 132H107V129H106V131H100V133H102V134H104ZM141 132L142 131H140V134H141ZM222 132V131H221ZM8 133V132H7ZM25 133V132H24ZM42 133V132H41ZM51 133V132H50ZM71 133V132H70ZM81 133H80V135H81ZM131 133V132H130ZM129 133V134H130ZM137 133H139V131L137 132ZM136 133V134H137ZM218 133V132H217ZM223 133V132H222ZM225 133V132H224ZM2 134V133H1ZM11 134V133H10ZM16 134V133H15ZM20 134H21V132H20ZM27 134V133H26ZM34 134V133H33ZM40 134V133H39ZM53 134V133H52ZM88 134H86V135H88ZM88 135L89 137L91 136V135ZM108 134V133H107ZM111 134V133H110ZM115 134H116V132H115ZM121 134V133H120ZM206 134V133H205ZM221 134V133H220ZM227 134V133H226ZM6 135V134H5ZM19 135V134H18ZM22 135V134H21ZM25 135V134H24ZM42 135H43V133H42ZM54 135V138L56 137ZM67 135H69V132L65 135L66 137H67ZM81 135V136H82ZM100 135V134H99ZM105 135H106V133L104 134V138L102 137V136H98V137H102L103 139H105L106 137H105ZM45 136H47V134H45L44 135V137ZM61 138H60V137ZM72 135H69V137H71ZM84 136H85V133H84ZM83 136V137H84ZM108 136V135H107ZM133 135L132 134H130V137H132ZM137 136V135H136ZM142 136V135H141ZM1 137V136H0ZM8 137V136H7ZM50 137V136H49ZM73 137V136H72ZM75 137V138H74ZM73 138H74V141H75V139L77 138L76 136H74ZM83 137H79V142L81 141V139L83 138ZM85 137H87V136H85ZM84 137V139H82V142H80L78 145H80L81 143H84L83 141L84 140H86V142L88 141V140H91V142H90V144H89V142H87L88 143V145L86 144V143H84V144H86L85 145V147L87 146V148L88 147H90V146H92V140L94 139V137H93V139H90L89 137V139L88 138H85ZM91 137V138H92ZM126 137H128V136H126ZM3 138V137H2ZM52 138L53 137H51V139H47V138H45V139H47V141L49 140H52ZM108 138H109V136H108ZM107 138V139H108ZM140 138V137H139ZM5 139V138H4ZM98 139V138H97ZM101 139V138H100ZM126 139V138H125ZM136 139V138H135ZM134 139V140H135ZM218 139V138H217ZM225 139V138H224ZM6 140V139H5ZM10 140V139H9ZM61 140H59V141H61ZM69 140V141H68ZM73 140V139H72ZM96 140V139H95ZM129 140V139H128ZM132 140V139H131ZM130 140V141H131ZM215 140V139H214ZM48 141V143L49 144H52V142L53 141H51V142H49ZM74 141H71V142H73V143H76L77 144V142H74ZM133 141V140H132ZM217 141V140H216ZM222 141V140H221ZM224 141V140H223ZM227 141V140H226ZM6 142V141H5ZM23 142V141H22ZM64 142V143H65ZM97 142V141H96ZM98 142H99V140H98ZM126 142V141H125ZM129 142V141H128ZM220 142V141H219ZM47 143V142H46ZM66 143L65 144H63V145H66ZM102 143V142H101ZM1 144V143H0ZM30 144V143H29ZM120 144V143H119ZM129 144H130V142H129ZM128 144V145H129ZM225 144H227V143H225ZM4 145V144H3ZM48 145V144H47ZM60 145H62V142H61V144ZM90 145V146H89ZM95 145V144H94ZM97 145H99V144H97ZM97 145H95V146H97ZM122 145H124V144H122ZM131 145V144H130ZM146 145L148 146V143L147 144H145V145H139V146H137V145H134V146H137V150L139 151V153H140V150L141 151H143L144 152V148L146 147ZM5 146V145H4ZM27 146H29V145H27ZM36 146V145H35ZM58 146H59V144H58ZM102 146V145H101ZM121 146V145H120ZM225 146V145H224ZM227 146V145H226ZM226 146H225V148H226ZM6 147V146H5ZM12 147V146H11ZM59 147H62V146H59ZM64 148V151H65V147L66 146H63ZM79 147V146H78ZM98 147V148H97ZM97 147H95V149H93V147H92V149L94 150V151H92V149H91V147H90V149H91V151H89L91 154H92V152L93 153H95V150H97V149H100L101 147H100V145L99 146H97ZM100 147V148H99ZM130 147V146H129ZM132 147V146H131ZM139 147H141V148H143V149H141V148H139ZM148 147H150V146H148ZM229 147V146H228ZM116 148V147H115ZM117 148H118V146H117ZM133 148V147H132ZM139 148V149H138ZM147 148V147H146ZM3 149V148H2ZM14 149V148H13ZM12 149V150H13ZM26 149V148H25ZM66 149V150H67ZM82 148L81 147H79V148H77V151L78 150H81ZM112 149V148H111ZM134 149V148H133ZM136 149V148H135ZM152 149V147L149 149V151H148V148L145 150V152H150V150ZM4 150V149H3ZM11 150V149H10ZM70 150V151H71ZM102 150V149H101ZM136 150V151H137ZM226 150V149H225ZM26 151V150H25ZM66 152L65 151V154L67 153V155L66 156H68L69 154H71V152ZM73 151L72 152V155H69V156H71V157H73L74 156V154H75V152L76 153H78V152H82L83 150H81V151ZM99 151V150H98ZM137 151V152H138ZM223 151V150H222ZM232 151V150H231ZM230 151V152H231ZM238 151V150H237ZM26 152H28V150L26 151ZM84 152V151H83ZM82 152V153H83ZM86 152V151H85ZM84 152V153H85ZM88 152V151H87ZM86 152V153H87ZM101 151H99V153H100ZM103 152V151H102ZM137 152H135L136 154H134V153H132L131 155L133 156L134 155V158L135 157H137V155L139 154H137ZM145 152L144 153H140V155L142 154H144V157H143V159L144 160H146L145 159ZM152 153H154L153 152V149H152V151H151ZM150 152V153H151ZM224 153H225V151H223ZM7 153V152H6ZM69 153V154H68ZM83 153V154H84ZM86 153L83 155V154H81V153H78L79 155H81V156H79L80 157V159H81V157L82 158H84V156H87L86 155ZM98 152L96 151V153L95 154H97ZM106 153V152H105ZM146 153V155L148 156V154ZM223 153V154H224ZM235 153V152H234ZM8 154H9V152H8ZM12 154V153H11ZM78 154H75L76 156L75 157H77V158H75V157H73V158H75L76 160H78ZM109 154V153H108ZM168 154H170V153H168ZM167 154V155H168ZM237 154V153H236ZM5 155V154H4ZM15 155V154H14ZM29 155V154H28ZM83 155V156H82ZM93 155V154H92ZM91 155V157H87V159L88 158H92V160L94 161H92L91 159H85L84 160V162L82 161L81 163H80V161L82 160H79L78 162H79V164H78V162L77 161H75L74 160V162H73V159L71 160V163H73V164H71V163H67V165L68 164H71V165H68V168H67V170L65 169L64 171H61V169H64L65 168V166L67 167V165H66V163H65V165H64V163L62 162V164L64 165H59V164H57L58 166H63L61 169L59 168V167H56L55 166V168H56V172L53 174V171L54 170H50L49 172L46 170L45 171V173H52L51 175H53V176H51L50 177V175L48 176V178L50 177V178H52L53 179V181L55 182V184L53 185L52 183H49V187L47 186V188L46 189H48V190H52V186L51 185H53V187L56 189L59 185H60V181H61V183L63 182H65V184H67V180L69 179V181H73V180H75V178H77V177H79V176H77L76 177V175L78 174L79 175V173H80V179H82L81 178V174L82 175H84V173H85V175H86V173H88L87 175H89V177H90V174L91 175H94L93 173H94V169H96V167L98 168V169H96V170H99L100 168H101V166H102V169L103 170H99L100 172H97V174L98 173H100L99 175H101V173H104L105 171H104V169L107 167V164H106V166L104 165H100V168H99V165H97L96 164V161L98 160V159H94V156H92ZM98 155V154H97ZM103 155H106V154H103ZM112 155V154H111ZM136 155V156H135ZM140 155H138V157H137V159H139L140 158V160H141V156ZM152 155V154H151ZM176 155V154H175ZM198 155V154H197ZM226 155V154H225ZM13 156V155H12ZM33 155H31V157H32ZM65 156V157H66ZM88 156H90V154L88 155ZM100 156V155H99ZM107 156V155H106ZM153 156L155 157L156 156V153H155V155L153 154ZM161 155H159L158 156V158L160 157ZM164 156V155H163ZM170 156V155H169ZM196 156V155H195ZM236 156V155H235ZM15 157V156H14ZM64 157V160H67L66 158ZM97 157V156H96ZM102 158L104 157V156H101ZM101 157L99 158V159H101ZM183 157V156H182ZM197 157V156H196ZM226 157V156H225ZM35 158V157H34ZM70 158V157H69ZM108 160H109V158H108V156L106 157ZM110 158H111V156H110ZM125 158H129L130 159V156H126ZM133 157L131 158V161L134 159ZM146 158H148V157H146ZM161 158V157H160ZM174 158V157H173ZM177 158V157H176ZM195 158V157H194ZM230 158V157H229ZM234 158V157H233ZM232 158V159H233ZM9 159V158H8ZM29 159V158H28ZM71 159V158H70ZM104 159H105V157H104ZM129 159H128V161H129ZM136 159V158H135ZM155 159H156V157H155ZM180 159V158H179ZM190 159V158H189ZM196 159V158H195ZM198 159V158H197ZM200 159V158H199ZM2 160V159H1ZM16 160H18L17 158H16ZM63 160V161H64ZM89 160H91V162H93L95 165H92L93 163H91ZM103 160V159H102ZM101 160V161H102ZM108 160H105V162L106 163H108V169H109V162H107ZM111 160L113 161V159L111 158ZM140 160H138L137 162H142V161H140ZM160 160V159H159ZM158 160V161H159ZM22 161H23V159H22ZM110 161V160H109ZM134 161V160H133ZM147 161V163H149V158L146 160ZM156 161V160H155ZM169 161H171V160H169ZM181 161V160H180ZM195 161V160H194ZM32 162V161H31ZM30 162V163H31ZM69 162V161H68ZM75 162H77V163H75ZM104 161H103V164L105 163ZM125 162H127L126 161V159H125ZM130 162V161H129ZM129 162H128V165H129ZM136 162V161H135ZM160 162V161H159ZM183 162V161H182ZM186 162V161H185ZM198 162V161H197ZM203 162V161H202ZM89 163V164H88ZM91 163V164H90ZM97 163H100V160L99 161H97ZM120 163V162H119ZM180 163V162H179ZM188 163V162H187ZM201 163V162H200ZM199 163V164H200ZM22 164V163H21ZM112 164V163H111ZM114 164V163H113ZM124 163H122V165H123ZM130 164H131V162H130ZM141 164H144L145 166H146V162L144 163V161H143V163H141ZM161 164H163V163H161ZM165 164V163H164ZM181 164V163H180ZM198 164V163H197ZM199 164H198V166H199ZM227 164V163H226ZM226 164H225V166H226ZM18 165V164H17ZM34 165H35V163H34ZM39 165V164H38ZM54 165H55V163H54ZM124 165H126V166H128L127 164H124ZM191 165H192V163H191ZM190 165V166H191ZM31 166H33L32 165V163H31ZM94 166V167H93ZM114 166H116V164L114 165ZM141 166V165H140ZM159 166V165H158ZM154 167V168H152V169H149L148 168V171L147 172H149V170H150V173H152V171L153 172H156L157 174H159V173H162V172H164V170H163V168H159V167ZM179 166V165H178ZM189 166V167H190ZM10 167V166H9ZM35 167H36V165H35ZM34 167V168H35ZM54 166H52V168H53ZM75 167V168H74ZM77 167H79L80 169H78ZM118 167V166H117ZM120 167V166H119ZM129 167V166H128ZM153 167V166H152ZM175 167V166H174ZM186 167V166H185ZM189 167H186V168H189ZM201 167V166H200ZM200 167H198V168H200ZM4 168H5V166H4ZM37 168H42V166L40 165V167H38L37 166ZM51 168V169H52ZM54 168V169H55ZM58 168H59V170H58ZM85 168H87V169H85ZM106 168V169H107ZM110 168H112V165H111V167ZM121 168H123V167H121ZM127 168V167H126ZM141 168H143V167H141ZM146 169H144V170H147V167H145ZM158 168L160 169V172L158 173L157 172V170H158ZM206 168V167H205ZM221 168V167H220ZM220 168H217V169H220ZM229 168V167H228ZM13 169V168H12ZM48 169V168H47ZM79 170V172H78V170ZM106 170L107 172H105L104 173V178H105V176H106V173L109 175V173H108V171L110 172L111 170ZM129 169V168H128ZM128 169L126 170V174H128L127 172H128ZM164 169H168V168H165L164 167ZM173 170H177L176 171V173L174 172V171H166L167 173H169V174H167L166 176H170V175H172V176H170L169 178L168 177H166V176H162L163 178L165 177V179L163 180V181H167V183H165L166 184V187H164L165 186V184H162V186L164 187V188H167V189H169V193L172 191V193H167V195H169L170 197L168 198L167 197V202L168 203H166V200L165 199H163L164 198V193H166V192H164L162 189H160V191L161 192H159V190H158V192H157V187L158 186H155V185H157V184H155V185H150V187L149 188H151V189H149V190H147V188H146V192L144 191L143 192V195L142 194H140L139 196L137 195V194H133V191H132V193H131V191H128V190H132V186H134V185H131L130 186V180H129V178H126L127 177V175L125 174V179H122L121 180V182L123 181V183L126 181V179H128V181H126V184H127V182H129L128 183V187L129 188H131V189H129L128 187H127V185H125L127 188H128V193L130 194L131 193V195H127L128 193H127V191H125V194H126V196H125V199H123V200H125V204L126 205H128L127 207H125V210L127 209V211H125V213H128L129 212V214H126L127 216H129V219L128 220H126L125 219V221L123 222L122 221V218L120 219L121 221L120 222H122L123 223V226H124V224H125V229L124 228H122V229H118L119 227H118V225H120V224H122V223H118V225H114V223L115 224H117V221H119L118 219L120 218H113V219H111L112 217H113V215H111L112 214V212L113 211H115V209H112V210H110L113 206V203L111 202V201H113V198H110V197H114L112 194H110V193H112V192H110L111 190H114V189H110L111 187H114V186H111V187H109L108 185H110L109 184V180H108V182L106 181L108 178V176H106V182L105 181H100V182H104V186L106 185L105 183H108V185H106L108 188H109V190L110 191H108V188L106 187V188H101V187H103V184H101V183H99L98 181V175L97 174H95L94 176H91V178L93 179V177H94V179L92 180V179H90V178H88V180L90 179V180H92V181H97V184L99 185V184H101L102 186L100 187V185L98 186L95 182V184L97 185V189H93L92 187H94V183L93 182H90V184H92L91 186H87V182L89 183V181H87V178H86V180H85V178H84V180L82 179V180H80L81 182H82V185L86 182V184L84 185V186H86V187H90L89 188V192H88V188L86 189V190H84V191H86V192H88V193H85L84 192V194H83V192H80V191H78V190H73V188L71 189V191L73 190V191H76V192H73V194L74 195H72L71 193V191L70 190H67V191H65L67 194L69 193L68 191H70L71 193H69L70 195H66V193L64 194V195H62L61 193V195L60 196H56V197H54V196H52V195H55L56 194V192L54 193L53 191L51 192L52 193V197H54V198H52L51 200L48 198V200H49V202H48V200H47V197H46V200H44L43 199V201L44 202H46V203H44V202H42V203H44V204H47V205H45V206H43V205H39V204H42V203H39V201H37L38 199L37 198H33L32 200H29L28 201V203H26V204H24V206H22L20 209H17L16 211H7L6 209H5V213H1L0 214V263L1 264H121V263H123V264H129V263H131V264H136V263H140V264H142V262H143V264H147L149 261H147V262H144V261H146V260H149V259H151V258H154V256H156V254L158 253V255L156 256V257H158V259H160V257H159V253H160V256L161 255H163L164 253H162L161 251H155V249H153V247H156V245L155 244H152L153 242H158V241H160L159 242V245L158 246H161L162 248H163V246H167V244L168 243H166V242H169L171 239H172V237H170L169 238V236H170V234L172 233V232H174L175 230H174V227H175V225L176 226H178V225H181V226H179L180 228H178V229H176V230H179V229H186L187 228V226H186V224L188 223V219L187 218H191V220H193V219H195L196 218V216H199L203 211H207V209H208V211L211 209V203L212 202H210V203H208V202H201L200 200L201 199H206V200H208L209 201V198H214L211 194L213 193V192H215V191H220V189L219 188H225L224 186H226L227 184V181H225V179L224 180H221V178H219L220 180H216V181H214V183H210V184H208L207 182L205 183V180L207 179H205L204 181H203V172H204V169L203 170H201L200 171V176H198V175H195L196 177H188L187 175L188 174H186V173H188V170H184V171H182L181 173H183V172H185V174L183 173V174H181L180 173V171H178V169H174V168H172ZM201 169V168H200ZM210 169H212V168H210ZM209 169V170H210ZM214 169V168H213ZM212 169V170H213ZM10 170V169H9ZM15 170V169H14ZM13 170V171H14ZM21 170V169H20ZM35 170V169H34ZM75 170H77V171H75ZM121 170V169H120ZM125 170V169H124ZM131 170H132V168H131ZM130 169H129V173H130V171H131ZM152 170V171H151ZM215 170V169H214ZM228 170V169H227ZM238 170V169H237ZM52 171V172H51ZM81 171V172H80ZM90 171L92 172V173H90ZM101 171H103V172H101ZM162 171V172H161ZM8 172V171H7ZM10 172H12V171H10ZM17 172V171H16ZM41 172V171H40ZM43 172V171H42ZM72 172H73V174H72ZM122 172V171H121ZM147 172H144V173H147ZM179 172V173H178ZM202 172V173H201ZM26 173H28V172H26ZM25 173V174H26ZM35 173V172H34ZM38 173H39V171H38ZM90 173V174H89ZM112 172H110V174H111ZM155 173V174H156ZM219 173H221V172H219ZM20 174H21V172H20ZM24 174V173H23ZM36 174V173H35ZM41 174V175H40ZM39 174V178H38V176H37V180L38 179H40L41 180V178H42V176H47L46 174L44 175H42V173H40ZM122 174V173H121ZM157 174L156 175H154V173H152V175L154 176V178H155V176H156V179H160L161 178V175H163V174H159L158 175V177H160V178H158L157 177ZM180 174V175H179ZM199 174V173H198ZM19 175V173L17 174V176ZM114 175V174H113ZM112 175V176H113ZM120 175V174H119ZM148 175V174H147ZM150 175V174H149ZM216 175H218V174H216ZM229 175H230V173H229ZM20 176V175H19ZM21 176H23V175H21ZM40 176H41V178H40ZM55 176V177H54ZM123 175H121L120 177H122ZM207 176V175H206ZM235 176H236V174H235ZM24 177V176H23ZM54 177V178H53ZM101 177V176H100ZM114 177V176H113ZM115 177H116V175H115ZM148 177V176H147ZM151 176H149L148 178H150ZM188 179H187V178ZM205 177V176H204ZM222 177V176H221ZM224 177V176H223ZM233 177V176H232ZM15 178V177H14ZM22 178V177H21ZM25 178H27V177H25ZM30 178L32 179V177L30 176ZM35 178V177H34ZM33 178V179H34ZM46 178V177H45ZM45 178L43 179V180H45ZM58 178V179H57ZM109 178H111V177H109ZM119 178V177H118ZM153 178V177H152ZM163 178H161V179H163ZM203 178V179H202ZM239 178V177H238ZM237 177L235 178V179H238ZM11 179V178H10ZM12 179H13V177H12ZM12 179H11V181H12ZM33 179L31 180V183L32 184H34V182H32L33 181ZM52 179H50V180H52ZM103 179V178H102ZM101 179V180H102ZM169 179V180H168ZM223 179V178H222ZM230 179V178H229ZM234 179V178H233ZM261 179H262V177H261ZM16 180H17V178H16ZM18 180H19V177H18ZM24 180H27V179H24ZM23 180V181H24ZM37 180H35V181H37ZM40 180H38V181H40ZM46 180L47 181H49V179H47L46 178ZM62 180H66V181H62ZM79 180H76V182H78ZM104 180V179H103ZM119 180V179H118ZM117 180V181H118ZM208 180V179H207ZM210 180V179H209ZM7 181V180H6ZM11 181H9V182H11ZM15 181V180H14ZM37 181V182H38ZM79 181V183H81ZM83 181H84V183H83ZM163 181H161L160 180V182H162V183H164ZM219 181V182H218ZM231 181H236V180H230L229 182V184H231L232 182ZM241 181H242V177H241ZM250 181V180H249ZM256 181V180H255ZM262 181H263V179H262ZM4 182V181H3ZM21 182V181H20ZM27 182V181H26ZM29 182H30V180H29ZM37 182H35V184L34 185H36V183ZM46 182V181H45ZM45 182H43V181H41V183H43V185L41 184L40 185V183H39V187L38 186H35V187H32V189H30V186H28L27 184V189L29 188L30 190H31V192H29L28 190H27V192H29L28 194H30V193H32V190L34 191H36V189L38 190V189H40L41 187L40 186H42V187H44V184H45ZM113 182V181H112ZM211 182V181H210ZM226 182V183H225ZM238 181H236V182H234V184L235 183H237ZM259 182V181H258ZM62 183V185H60L59 186V190H60V187H62L64 184ZM110 183H111V181H110ZM116 183V182H115ZM219 183H221V184H219ZM225 183V184H224ZM238 183H242V182H238ZM237 183V184H238ZM14 184V183H13ZM38 184V183H37ZM48 184V182L46 183V185ZM119 184H121L120 182L118 183V184H116V185H118L119 186ZM228 184V185H229ZM233 184V183H232ZM254 184H255V182H254ZM15 186H12V187H15V188H17L16 190H14L13 188H11V190L13 189L14 190V193L15 194H13L10 190L9 191H7L6 190V192H8V193H12L13 195H14V197L15 198H21L22 199V197L24 196H26V189L23 187V186H21L20 184L19 185H17V183L16 184H14ZM19 186H21V188H23V189H25V190H23V191H18L17 192V190H19L18 189V187ZM23 185H24V183H23ZM68 185H70V182H68ZM78 185H80V184H78ZM82 185H80L79 187H83L84 188V186H82ZM96 185H95V187H96ZM113 185V184H112ZM217 185H223V187H219V186H217ZM239 185V184H238ZM251 185V184H250ZM258 185H260V184H258ZM257 185V187H259ZM7 186V185H6ZM65 186V185H64ZM67 186V185H66ZM71 186V185H70ZM136 186V185H135ZM153 186H155L156 187V189H155V187L154 188H152ZM237 186V185H236ZM73 187H74V185H73ZM76 187H78V186H76V184H75V187L74 188H76ZM121 187V186H120ZM125 187V188H126ZM230 188H228V189H230V191H231V189L232 188H234L232 185H230L229 186ZM232 187V188H231ZM252 187V186H251ZM20 188V187H19ZM67 188V187H66ZM91 188H92V190H91ZM107 189V192L109 193H107L105 190H101V189ZM121 188H123V187H121ZM196 190H195V189ZM254 188L255 187H253L252 189L254 190ZM42 189H44V188H42ZM55 189H53V190H55ZM61 189H63V188H61ZM77 189V188H76ZM79 189V188H78ZM82 189V188H81ZM85 189V188H84ZM206 191H205V190ZM218 189V190H217ZM236 189L237 188H235V191H236ZM251 189V188H250ZM251 189V190H252ZM256 189V188H255ZM259 189V188H258ZM2 190V189H1ZM12 190V191H13ZM45 190V189H44ZM43 190V191H44ZM119 190V189H118ZM122 190V189H121ZM125 190V189H124ZM224 190V189H223ZM26 193H25V192ZM34 191V192H35ZM56 191H57V189H56ZM60 191H63V190H60ZM59 191V192H60ZM79 193H78V192ZM82 191V190H81ZM96 191V192H95ZM104 191V192H103ZM120 191V190H119ZM162 191L164 192V193H162ZM204 191V193H201V192H203ZM225 191V190H224ZM229 191V192H230ZM259 191V190H258ZM6 192H4V193H2V194H6ZM33 192V193H34ZM49 192V191H48ZM101 192V193H100ZM103 192V193H102ZM115 192V190L113 191V193ZM120 192H124V191H120ZM153 192H156V194L159 196L160 194H162L163 195V197H161V195L158 197V196H156ZM229 192H227L228 194H229V196L230 197H233V195H235V194H233V195H230V193ZM238 192V191H237ZM261 192H262V190H261ZM0 193V194H1ZM38 193V192H37ZM54 193V194H53ZM145 193V194H144ZM159 193V194H158ZM201 193V194H200ZM208 193V194H207ZM211 193V194H210ZM247 193V192H246ZM251 193V192H250ZM252 193H253V191H252ZM251 193V194H252ZM256 193H258L257 191H256ZM263 193V192H262ZM11 194V195H12ZM27 194V195H28ZM232 194V193H231ZM243 194V193H242ZM241 194V195H242ZM249 194V193H248ZM248 194H244V195H242L240 198L241 199H239L241 202H243L242 200L245 198V200H246V196L245 195H247V198H249L250 196H248ZM254 194V193H253ZM9 195V194H8ZM11 195H9L10 196V198H11ZM13 195H12V197H13ZM42 195H43V193H42ZM46 195H47V193H46ZM57 195V194H56ZM166 195V196H167ZM260 195H262V194H260ZM260 195H257V196H260ZM9 196H7V197H9ZM22 196V197H21ZM67 196V197H66ZM68 196H70V197H68ZM123 196V195H122ZM166 196H165V198H166ZM238 196V195H237ZM2 197V196H1ZM4 197V196H3ZM6 197V196H5ZM32 197V196H31ZM34 197V196H33ZM115 197H116V195H115ZM204 197V198H203ZM236 197V196H235ZM251 197H252V195H251ZM253 197H255V196H253ZM51 198V197H50ZM121 198V197H120ZM199 198H201V199H199ZM8 199V198H7ZM6 199V200H7ZM20 199V200H21ZM26 199H27V197H26ZM118 199V198H117ZM161 199H163L164 200V204L162 203H160L161 201H163V200H161ZM255 199H256V197H255ZM5 199L3 198V201L1 200V208L6 204L5 202L6 201H4ZM10 200H12V199H10ZM13 200H14V198H13ZM19 200V199H18ZM69 200V201H68ZM111 200V201H110ZM239 200H235V201H233V203L235 202L236 203V201H237V204L239 203ZM247 200H249V199H247ZM246 200V201H247ZM250 200H251V198H250ZM42 201V200H41ZM40 201V202H41ZM68 201V202H67ZM71 201V203L69 204V202ZM245 201V202H246ZM4 203V205H2L3 203ZM20 202H22V201H20ZM48 202V203H47ZM112 204V205H109L108 206V204H110V203ZM115 202V201H114ZM120 202V201H119ZM119 202H118V204H119ZM122 202V201H121ZM120 202V203H121ZM240 202V205L241 204H243V203H241ZM13 203H14V201H13ZM36 203H38V204H36ZM106 203V204H105ZM124 203V202H123ZM157 203V204H156ZM159 203L161 204V206L159 207L158 205H159ZM199 203V204H198ZM202 203V204H201ZM214 203V202H213ZM9 204H11V203H9ZM8 204V205H9ZM14 204H17L16 202L14 203ZM49 204L51 205V207H53V209H52V211H49V210H47V207L46 206H49ZM186 204V207H187V205L188 206H191V207H189L188 209H183V208H180V206H184ZM229 204H231L230 202H229ZM236 204V205H237ZM20 205V204H19ZM22 205H23V203H22ZM154 205H156V206H158L157 208L154 206ZM235 205V204H234ZM239 205V204H238ZM238 205H237V207H238ZM239 205V206H240ZM244 205H245V203H244ZM17 206V205H16ZM109 208H108V207ZM110 206H111V208H110ZM154 206V207H153ZM166 206V207H165ZM242 206V205H241ZM247 206V205H246ZM5 207V206H4ZM6 207H7V204H6ZM9 207V206H8ZM185 206H184V208H186ZM236 207V206H235ZM0 208V209H1ZM114 208V207H113ZM130 208V209H129ZM155 208H156V211H154L155 210ZM190 208L192 209V211H190ZM245 208V207H244ZM262 208V207H261ZM41 209H45L46 211H48V213H49V215H47L46 216V214L45 213H47L46 211L43 213V211L41 210ZM154 209V210H153ZM251 209H253V208H251ZM251 209L249 208V210L251 211ZM3 210V209H2ZM1 210V211H2ZM14 210V209H13ZM78 210H80V211H84L85 212V215H86V217H85V215H84V217L83 218H81L80 220L82 221H80L81 223L80 224H78L79 222H77L76 221V218H78L77 216H78V214L81 216V214H83L82 212H81V214H80V211L78 212ZM110 210V212H111V214H110V212H108ZM117 210V209H116ZM189 210V211H188ZM248 210V211H249ZM259 210V209H258ZM41 211H42V214H40L39 215V213H41ZM74 211H77V213H76V217L74 216V217H72L73 216V213H74ZM103 211H104V213L107 211V213L109 214V216L108 215H105L104 213H103ZM119 211V210H118ZM117 211V212H118ZM124 211V210H123ZM219 211V210H218ZM218 211H216L215 209L213 210V211H210L209 212V215L207 216L208 217V219L209 218H213V221H215V224H219L218 223V219H220V214H222L221 213V211L220 212H218ZM233 211V210H232ZM239 211V210H238ZM244 211V210H243ZM247 211V210H246ZM2 212H4V211H2ZM120 212V211H119ZM187 212V213H186ZM189 212H192L191 213V216L188 214ZM219 214H218V213ZM245 212V211H244ZM254 212V211H253ZM257 212V211H256ZM255 212V213H256ZM55 213V214H54ZM106 213V214H107ZM114 213V212H113ZM144 213H149V214H147V216L146 215H144ZM246 213V212H245ZM251 213H252V211H251ZM155 215V216H153V217H149V219H147L148 218V216L149 215ZM232 214H233V212H232ZM242 214V213H241ZM45 215V216H44ZM105 215V216H104ZM181 215V217L183 216V217H185L186 218V220L187 221H185L184 219V222H187V223H182L183 221L181 220L180 221V224H174V222H175V219H176V217H177V219L178 220H180L178 217ZM188 217H187V216ZM261 214H259V216H260ZM264 215V214H263ZM43 218H42V217ZM83 216V215H82ZM106 216H108L107 218H106ZM112 216V217H111ZM120 216V215H119ZM122 216H123V214H122ZM125 216V215H124ZM216 216V217H215ZM243 216V215H242ZM62 217H64V218H62ZM106 219H104V218ZM110 217V218H109ZM115 217H117V216H115ZM195 217V218H194ZM189 218V219H190ZM261 218V217H260ZM264 218V217H263ZM263 218H262V220H263ZM84 220V222H83V220ZM215 219V220H214ZM221 219H222V216H221ZM236 219V218H235ZM243 219V218H242ZM241 219V220H242ZM111 220H114V221H111ZM117 220V221H116ZM212 220V219H211ZM216 220H218V221H216ZM231 220V219H230ZM249 220V219H248ZM109 221V222H108ZM116 221V222H115ZM162 221H164L165 222V224H163V225H165V226H167L168 225V223H169V225L171 226V225H173L172 227H173V230L171 229V230H169L171 233H169L167 230H168V228L170 229V226L167 228H165L164 227V229H167V230H163L162 228H163V225H162V227H160V229L162 230V233H161V231L160 230H156V228L155 229H153L152 230V228L150 227L151 226V224L152 223H154V222H157V223H159V222H162ZM190 221V220H189ZM195 221V220H194ZM232 221V220H231ZM257 221V220H256ZM259 221V220H258ZM261 221V220H260ZM61 222V223H60ZM112 222V223H111ZM131 222H133V224H130ZM211 222V221H210ZM217 222V223H216ZM221 222V221H220ZM107 223V224H106ZM176 223V222H175ZM184 224V227H183V225L182 224ZM192 223H194L193 221H191V225H190V222H189V224H187V225H189V226H191L192 227ZM213 224H214V222H212ZM233 223V222H232ZM250 223V222H249ZM249 223H247V225H250L251 226V224H249ZM5 224H6V228L5 227H3L2 225H4L5 226ZM57 224V225H56ZM61 224H62V226H61ZM129 224H130V226H129ZM197 224H199V223H197ZM221 224V223H220ZM234 224V223H233ZM205 224H202V225H200V226H197L196 224L195 225H193V227H195L196 226V228H195V230H194V232H193V230H190V231H192V233H194V235L192 234L191 236H196L197 235V232H199L200 233V231H201V233H202V231H204L203 233H204V235H203V233L201 234V244L200 245H202V247L201 246H199V242L197 243L198 245H195L194 244V246L196 247V249H193L192 247H189L190 249H187V250H184L183 249V247L185 246H183L182 244H179V243H176V244H178V247L179 246H182V249H179V248H177V247H175V246H177V245H174V244H172L173 243V239H174V237H175V235L174 234H176V233H173L171 236H173L174 235V237H173V239L171 240V244L175 247V248H177V249H175L174 250V247L172 246V249H173V251L175 252V251H179V252H181V254L180 253H178V255H183L182 254V252H183V250L184 251H187V254H185V257H183L182 256V258L183 259H186V260H184V261H182V258L180 259H178V257H180V256H178L177 254H176V252H175V256H174V252L172 251V249H171V251L173 252L172 254V256H173V259H174V257L176 258V256H177V258H176V260H178V261H172V262H167L169 259H168V257L170 256V254H169V256H168V253H167V255L165 256V255H163V257L165 258V259H162L163 257H161V259L162 260H160L161 262H164L163 260H166L165 262H167V263H165V264H202V262H201V259H203V260H205L203 263L204 264H206L205 262H207V264L208 263H210V260L208 261V260H206L208 257V255L207 254H205V253H207L206 251H204L206 248H204L205 246H203V244H205V241H206V239H202V236H207L208 234L209 235H213V236H211V238L212 237H214L215 236V232H216V235L218 234V233H220V234H218V235H221V229L220 228H218V227H221V226H215V227H212V225H209V224H207V225H205ZM61 226V228H62V231H61V229L59 228ZM63 226H64V229H63ZM80 226V227H79ZM240 226V225H239ZM260 226V225H259ZM262 226H264V224L262 223ZM118 227V228H117ZM151 228V232L153 231H156V232H158V233H161L162 235H161V237H164V234H165V232L168 234H165V235H167V236H165L164 237V241H163V239H160V237L158 236V238L160 239H158V240H154L155 238L153 237V235L155 236V237H157V233L156 234H154V233H152V235H150V228ZM171 227V228H172ZM201 227H203V228H201ZM229 227V226H228ZM235 227L236 226H234V228H232V226L230 225V228L235 232ZM242 227V226H241ZM243 227H245L244 229H243ZM243 227H242V229H241V232H240V235L241 236H243V234H244V236L243 237H247V235L251 232V230H249V231H247V230H245L246 229V225L244 224L243 225ZM58 228L60 229V230H58ZM148 228H149V230H148ZM158 228V227H157ZM176 228V227H175ZM229 228V229H230ZM249 228H252V227H247V229H249ZM254 228V227H253ZM57 229V230H56ZM124 229V231H122ZM200 229V230H199ZM215 229H220V232L218 231V230H215ZM222 229H223V226H222ZM149 232H148V231ZM197 230V231H196ZM212 230H214V232L213 233H210V232H212ZM226 230V229H225ZM231 230V231H232ZM186 231H188L189 232V230H185L184 232L183 231H181V232H183V234L184 233H187ZM224 231V230H223ZM240 231V230H239ZM239 231H238V233H237V231L235 232V233H237V234H239ZM244 231H247V232H244ZM255 230L253 229V231L251 232V233H253ZM146 232V233H145ZM148 232V233H147ZM228 232V231H227ZM229 232H230V230H229ZM233 232V233H234ZM249 232V233H248ZM256 232L258 233V230H256ZM180 232H177V234H179ZM232 233V232H231ZM234 233V234H235ZM247 233V234H246ZM256 233V234H257ZM145 234H147V235H145ZM150 235V237H152V238H154V239H152V238H150L149 237V235ZM196 234V235H195ZM255 233H254V235H256ZM145 235V236H144ZM199 235V234H198ZM208 235V236H209ZM217 235V236H218ZM222 235H224L223 233H222ZM251 235H253V234H250V237H252ZM264 235V234H263ZM150 238V239H152V240H154L153 242L148 238V237ZM179 236H182L183 238H184V236L183 235H181V234H179ZM190 236V233H189V235H188V237ZM227 236V235H226ZM226 236H222L223 238H224V240L222 239V237L221 236H219V237H216L215 236V238H213L214 240L216 239V238H220V242H221V239L223 240L222 242L223 243H225L226 241V243H230L231 241L229 240L228 241V239L227 238H225ZM236 237H237V235H235ZM197 237L198 236H196V238H194L195 239V241L197 240L198 241V239L200 238V236L198 237V239H197ZM210 237V236H209ZM230 237V236H229ZM254 237V236H253ZM259 237V236H258ZM165 238H169L170 240H168V239H165ZM210 238V239H211ZM209 239V240H210ZM217 239V240H218ZM225 239H226V241H225ZM241 239V238H240ZM240 239H238V243L240 244ZM254 239V238H253ZM262 239V238H261ZM99 240V241H98ZM162 240V241H161ZM167 240V241H166ZM202 240H203V242L204 243H202ZM212 240V239H211ZM216 240V241H217ZM242 240H244V239H242ZM247 240V239H246ZM184 241V240H183ZM194 241V242H195ZM196 241V242H197ZM219 241V240H218ZM253 241V240H252ZM256 241V240H255ZM261 241V240H260ZM155 242V243H156ZM184 242H186V241H184ZM193 241H190V244L192 243ZM214 242V241H213ZM234 242V241H233ZM236 242V241H235ZM242 242V241H241ZM259 242V241H258ZM160 243H161V245H160ZM165 244V245H163L162 246V244ZM175 243V242H174ZM225 243V244H226ZM237 243V244H238ZM48 244V245H47ZM49 244H51V245H49ZM186 244V243H185ZM231 244V243H230ZM236 244V243H235ZM234 244V245H235ZM238 244V245H239ZM154 245V246H153ZM218 245V243L216 244H214V246L213 247H215V246H217ZM227 245V244H226ZM229 245V244H228ZM231 245H233V244H231ZM230 245V246H231ZM125 246V248H122V247H124ZM171 245L169 244L168 245V247H170ZM188 246V245H187ZM193 246V247H194ZM200 248L201 247V249L200 250H202V251H204V252H202V251H200V250H197L198 249V247ZM262 246V245H261ZM221 247V246H220ZM229 247V246H228ZM228 247H227V249H228ZM232 247V246H231ZM257 247V246H256ZM186 248V247H185ZM188 248V247H187ZM223 247H221V248H217L216 249V247H215V250H218V249H222ZM230 248V247H229ZM234 248V247H233ZM233 248H231V249H233ZM259 248V247H258ZM165 249H167L166 247H165ZM204 249V250H203ZM231 249H229V250H231ZM189 250H191V252H189L188 253V251ZM193 250H195V253H198L199 251L202 253H200L199 252V255L201 256L200 257V259H199V257H196V259H197V262H195V257L194 256H197V254L195 255L194 253H192L193 252ZM196 250H197V252H196ZM207 250V249H206ZM211 249H209V251H210ZM228 250V251H229ZM163 251V250H162ZM164 252H168L167 250H164ZM211 252V251H210ZM162 253V254H161ZM169 253H171V252H169ZM186 253V252H185ZM257 253V252H256ZM189 254V255H188ZM194 254V255H193ZM220 254V253H219ZM225 254H227V252L225 253ZM193 255V256H192ZM243 255H245V254H243ZM203 256H206L207 258H205V257H203ZM223 255L221 254V255H219L218 257H220V259H221V257H222ZM188 259H187V258ZM215 257V256H214ZM217 257V256H216ZM223 257H226L225 255L223 256ZM243 257V256H242ZM194 259V261H193V259ZM205 258V259H204ZM211 258V257H210ZM227 258H229L228 256H227ZM227 258H224L223 259V261L224 260H226L227 261ZM245 259H246V255H245V257H244ZM168 259V260H167ZM172 259V258H171ZM190 259V261H188ZM209 259V258H208ZM219 259V260H220ZM240 259V258H239ZM242 259V258H241ZM200 260V261H199ZM212 260V259H211ZM243 260V259H242ZM153 261V259H151V261H150V263ZM214 261V260H213ZM212 261V262H213ZM216 261V260H215ZM239 261H241V260H239ZM244 261V260H243ZM245 262H247V260L245 261ZM149 263V264H150ZM154 263L155 264H157L156 263V261L154 260ZM151 264H153V263H151ZM212 264V263H211ZM214 264V263H213ZM215 264H216V262H215ZM217 264H218V262H217Z\"/></svg>","mask_w":264,"mask_h":264}]
</instances>
